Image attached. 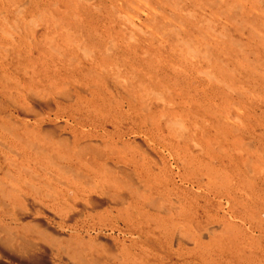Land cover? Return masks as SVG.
I'll list each match as a JSON object with an SVG mask.
<instances>
[{"label": "rangeland", "instance_id": "obj_1", "mask_svg": "<svg viewBox=\"0 0 264 264\" xmlns=\"http://www.w3.org/2000/svg\"><path fill=\"white\" fill-rule=\"evenodd\" d=\"M87 1H85V0H7V1L6 0H0V2H1L0 3V10H1L0 12L4 16L6 14H8L7 15V20L6 19H5L6 21L1 20L2 23H0V25L3 28V35L8 40L5 43V46L6 47L9 46L8 47L9 48V53L12 52V50H13L12 47L14 46V44H12V42L10 41L12 39L10 35L17 36L18 34H20V36L18 35V37L16 39H19L21 37V35H22V39L24 37H26V35H25L24 31H23L24 30L23 26H24V23H25L26 20H27L26 22H30L31 20H34V24L33 25L35 26L38 23H45L46 19H48L49 24H51L53 26V29L51 30L50 35H49V37H50L49 43L52 46L51 51H52V53H54V55L52 54V56L54 57V59L52 60V63L55 66L53 64H51V68H50L49 72L48 73H43V74L41 73V75L44 76V78L46 77L47 78V79L45 78L46 80L49 79L51 82H54V85L56 86V89L59 92L58 95L57 94L56 95H52V96H54V98L51 95L49 96L50 93H47L46 95H48V97L51 99V100L49 99L50 101H48V102H47V100H45L43 98L44 96L41 95V97L39 96L40 99L36 98L38 101L36 99H34V100H32L33 102H31V103L29 102L28 103V102H23V100H21L22 99V94L21 93L24 92L23 94H25L26 91H27L26 89H24V90L21 89V91H20L21 93L18 90L14 91L12 93V95H13L12 97H14L15 99L14 98L12 99V97L9 95V98L11 97L10 98L11 102L8 101L9 103H6V104H3V103L0 102L1 103L0 104V109L2 108L0 110V113H1L0 114V130H1L0 131V162H3V165L5 166V170L6 171L7 170H10V171L12 170V165L10 167L9 161L14 163L16 165V167H18L17 175H18V177H20L19 179L21 180V183H23V184L25 183V181H24L25 178L26 179L28 178L27 180L30 182V184L27 187H24V186L22 188H19L20 186L17 187V189L19 188L18 189L19 191L21 190L20 192L17 190V194H19V196L17 195V196H14V197L13 196L9 197V195L7 194L8 197L3 198L4 197L2 195L3 192H1L2 194H0V198H2V199H0V201L4 202L6 200L8 203H10L12 205H17L18 208H22L23 212L24 211L26 212L25 209H28L30 211V212L28 211V213H26L28 216L25 215L26 218L23 219V220L21 218L20 219H12V218L15 217V215H13V213H12V215L11 214H7V216H5L4 211H2L1 208H0V215H1L0 217H2V218L6 217L5 219H7V221H9V222L13 221V225L16 224V226L22 225L23 223L25 224L26 222L36 221L37 218H38V220L41 219L39 221H42L44 219V217H45V219L42 222L49 226L48 227V232H49V234H48L49 237L48 238L52 240V243H50L51 245H48V250L46 251V257L48 259V264H65L66 262H67L66 264H78V263L79 264H93V263L94 264H98V263L99 264H106V263L107 264H115V263L116 264H121V263L122 264H157L158 259H156V258H160V256H161V258H164V260H165L164 263L165 264H169V263L170 264L171 263L172 264H186V263L187 264H191V263L193 264V260L195 259V260L199 261L198 259L200 257H202L204 255V252H205V251H203L205 249L202 250V249L198 248L196 250V246H195L196 242L195 241L197 239L202 240V242H208V241L211 242V243H209V245H211V246L208 249H210V251H212V253L215 255L213 257L214 259L211 261V262H214V264H237V263L238 264H264V259H263V257H264V162H263L264 161V153H263L264 152V96L263 95H264V93H262V92H264V75L262 73V72H264V41L261 42V39L262 38L264 39V37H263L264 36V34H263L264 30L261 29V28L264 29V24H263V22H264L263 21L264 20V15H263L264 11H262V9L264 10V8H262L264 6V3H262V2H264V0H223V1L222 0H214L215 2L213 0H203L206 3L203 2L202 0H198V1L197 0H193V1L192 0H189V1L188 0H177V1H175V0H170V1L166 0L165 2H164V0H156V1L155 0H90V1L87 0ZM168 1H169V4H168ZM247 1H249V2H247ZM56 3H58V4H56ZM134 3L136 4L135 6H134ZM182 3H184L185 5L184 4L182 5ZM208 3L210 5H212V7H210V5ZM231 3H232L233 8L231 6ZM66 4H67V6H65ZM147 4H149V6ZM195 4L196 5L198 4V5L196 6ZM205 4H207V5H205ZM22 5H24V7H22ZM55 6H56V8H55ZM126 6L128 7V9H127ZM18 7H19V9H18ZM26 7H27V10L31 11L29 16H27V17L22 14ZM108 7H109V9H108ZM241 7L244 8V10H242ZM20 8L22 9V11H21ZM138 9H140V10H138ZM161 9L164 12L161 11ZM231 9H232V12H231ZM238 9H240L241 11L238 10ZM255 9H259L260 12L258 10H255ZM43 10H44V12H43ZM158 10H160V11H158ZM175 10H178V11H175ZM20 11H21V13H20ZM182 11H183V13H182ZM188 11L192 13V16H191V13H188ZM199 11L201 13H199ZM219 11H220V14H219ZM227 11H228V13L229 12L230 13L228 14ZM238 11H239V13H238ZM145 12H147V13H145ZM159 12H161V13H159ZM18 13H20L21 15L18 14ZM123 13H125V14H123ZM169 13L171 14V16H170ZM185 13H186V15H185ZM235 13L236 14L238 13L237 15H239V16H237ZM247 13L249 15H244V14H247ZM254 13H255V15H254ZM234 14L236 15V18H235ZM240 14H242V16ZM260 14H262L263 16L260 15ZM111 15H112V17H111ZM187 15H190L191 17H189V16L185 17ZM17 16H19V17H17ZM34 16H35V18H34ZM37 16H39V18ZM203 16H205V19H204ZM233 16H234V19H233ZM260 16H261V18H260ZM197 17L198 18L200 17V19H198ZM222 17H223V19H222ZM238 17H240V18H238ZM248 17H249L250 20L247 19ZM252 17H253V19H252ZM172 18H174V19H172ZM188 18H190V19H188ZM228 18H229V20H228ZM54 19H56L60 23H58ZM184 20H185V22H183ZM201 20H203L204 22H202ZM212 20H214V21H212ZM215 20H216V22H215ZM256 20H257L258 24H256L257 23ZM41 21H43V22H41ZM119 21H120V23H119ZM198 21H200L199 24H198ZM17 22L19 24H17ZM63 22H64V24H63ZM104 22H105V24H104ZM129 22H130V24H129ZM160 22L161 23L163 22L164 26H163V24L161 25ZM245 22L248 23L250 26H248ZM165 23H166V25H165ZM244 23H245V25H244ZM16 25H17V27H16ZM168 25H171V26H168ZM173 25H176L177 27H175V26L173 27ZM201 25H202V28H201ZM18 26H19V28H18ZM55 26L57 28H55ZM193 26H195L196 28L193 27ZM115 27H117V28L119 27L118 28L119 31L114 30V29H117ZM252 27H253V31H255V32H252ZM197 28L200 29V30H198ZM5 29L6 30L8 29V30L6 31ZM66 29L70 33H68V31ZM108 29H111V30H108ZM201 29H203V30H201ZM237 29H240V30H237ZM259 29L262 30V31H260ZM42 30H44L43 32H45L44 28ZM61 30H62V34H60ZM170 30L172 32H169ZM99 31H101L102 33L99 32ZM174 31H175V33H174ZM6 32L9 35H7ZM8 32H10V33H8ZM120 32H122V33H120ZM219 32H220V36H219ZM250 32H252V33H250ZM254 33L256 34L257 37L258 36H261V37L257 38ZM69 34H71V35H69ZM98 34H100V35H98ZM163 34H164V36H163ZM204 34H205V36H204ZM72 35L75 38H76V36H78L76 38L77 40L75 38L73 40ZM185 35H186V37H185ZM243 35H245V36H243ZM68 36H70V37L68 38ZM192 36H193V40H192ZM249 36H250V38H249ZM150 37L152 39H150ZM252 38L253 39L255 38V39L253 40ZM25 39L28 40L27 37ZM123 39H124V41H123ZM155 39H158V41L155 40ZM68 40H69V42H68ZM74 41L76 43H74ZM80 41H82V42H80ZM64 42H65V44H64ZM158 42H159V44H158ZM188 42H189V44H188ZM191 42H193L195 45H192L193 43H191ZM224 42L228 43L229 45L225 44ZM35 43H39L40 44L41 42L36 41ZM57 43H58V45L56 46ZM116 43H118V44H116ZM171 43H172V45L170 46ZM59 44L63 48L59 47ZM120 44H122V46ZM131 44H133V45L131 46ZM152 44L154 46H156L157 48L154 47ZM253 44H255L256 46L253 45ZM11 45H12V47H11ZM23 45H25V44H23ZM87 45H88V47H86ZM189 45H191V46H189ZM174 46H176L177 49ZM181 47H182V49H181ZM191 47H192V49H191ZM197 47L199 49H201V50H199ZM109 48H113L114 51L112 49H109ZM141 48H142V50H141ZM209 48H211V49H209ZM221 48H223L224 50L221 49ZM247 48H248V50H247ZM197 50H198V52H196ZM207 50H209V52H207ZM236 50H237V52H236ZM174 51L177 52V53H175ZM183 51H184V53H183ZM224 51H226V53ZM234 51H235V53H234ZM57 52H59V53H57ZM192 52L194 54H192ZM210 52H212V54L213 53L214 54L212 55ZM249 52L250 53L252 52L251 53L252 55ZM86 53H88V54H86ZM163 53H164V55H163ZM205 53H207V54H205ZM215 53H217V54H215ZM58 54H59V56H58L59 58L57 57ZM61 54H63L64 56H62ZM75 54H77V55H75ZM156 54L157 55L159 54V55L157 56ZM184 54L187 55V57H185ZM236 54H239V55L236 56ZM36 55H38V54H36ZM125 56L127 57V59H126ZM208 56H209V58H208ZM68 57L71 58V59H69ZM80 57L82 58V60H81ZM158 57H159V59H158ZM218 57H219V60L217 59ZM220 57L222 58V60H221ZM92 58H93V61H92ZM161 58H162V61L166 60L165 62H163L164 64L162 63ZM202 58H204L205 60L204 59L202 60ZM101 59H103L104 62ZM24 60L25 59H23L22 62ZM105 60H106L107 64L105 63ZM257 60H259V61L257 62ZM63 61L65 62V64H64ZM81 61H82V63H80ZM129 61L131 63H133V64H131ZM160 61H161V63H160ZM145 62H147V65H149L150 63L153 64V65L147 66ZM254 62H256V63H254ZM186 63H187V65H186ZM212 63H213V67L215 68V70L212 68ZM36 64L38 65L37 66V68H38L39 64H41V60H39V61L36 60ZM132 65H134V66L136 65L138 67H136V66L134 67ZM166 65H168V66L166 67ZM182 65H183V67H182ZM228 65H230V66H228ZM110 66H111V68H110ZM261 66L263 68H261ZM30 67H33V64ZM62 67H64V68L62 69ZM185 67L188 68V70ZM197 67L199 68V70H198ZM204 67H205V69H204ZM39 68H41V67H39ZM87 68H88V70H87ZM90 68H91V70H90ZM148 68H150L151 70L148 69ZM169 68H170V70H169ZM59 69H61V70H59ZM66 69H68V70H66ZM106 69H108V70H106ZM140 69H142V70H140ZM165 69L168 70V72L170 74H168V72L165 71ZM191 69H192V71H191ZM193 69L195 70V73H194ZM216 69H217L218 73H217ZM225 69H226V71H225ZM89 70H90V72H89ZM116 70H118V71H116ZM125 70H127V71H125ZM152 70L153 71L155 70L154 71L155 73ZM177 70H179V72ZM219 70H221V71H219ZM240 70H242V71H240ZM60 71H63L64 73L63 72L60 73ZM131 71H132V75L131 74L129 75V73ZM173 71H175V72H173ZM222 71H224V72H222ZM181 72H183V74H181ZM210 72H213V74L210 73ZM156 73H158V74H156ZM232 73H233V75H232ZM60 74H61V76H60ZM115 74L116 75L119 74L118 76H120L122 74L121 75L122 77L120 76L118 78V76L116 77ZM143 74H144V76H143ZM150 74H151V76L154 74V76H152V79H150L151 78ZM204 74H205V76H203ZM219 74H220V76H219ZM114 75H115V77H114ZM125 75H129L130 78L128 76V77H125L126 78L125 79L124 78ZM139 75H141V76H139ZM156 75L157 76L159 75V76L156 77ZM210 75H211V77H210ZM50 76H52V77L50 78ZM62 76H63V78H60ZM162 76L163 77L166 76V77L159 78V77H162ZM185 76H186V78H184ZM235 76H237V77H235ZM245 76H246V78H245ZM192 77H193V79H192ZM59 78H60L61 81L59 80ZM158 78L161 79V80H159ZM203 78H204V80H203ZM207 78H209V79H207ZM218 78L222 79V80H219ZM123 79H125L124 81L127 84L123 83L124 82ZM135 79H137V80H135ZM148 79L150 81H148ZM180 79H182V80H180ZM241 79L243 80L244 83L242 82ZM126 80H129V81L131 80V81L127 82ZM212 80H214L215 82H213ZM237 80L239 81V83L237 82ZM69 81H70L71 85H70ZM76 81H77V84H76ZM135 81H136V84H135ZM151 82L153 84H151ZM162 82H163L164 85L161 84ZM164 82H166V83H164ZM183 82H184V84L181 85ZM214 83H215V85H214ZM227 83H228V85H227ZM144 84L146 85V87L148 85L149 88L148 87L146 88L144 86ZM149 84H151L153 86V89L151 88L152 86H150ZM186 84H187V86H186ZM207 84H209V85H207ZM253 84L256 85V86H254ZM141 86H143V88L145 90L147 89V91H145L143 88H141ZM129 87H131V88H129ZM169 87H172V88H169ZM230 87H233L235 89L230 88ZM170 89H171V91H168ZM172 89H174V90H172ZM40 90H41V88L39 89V91ZM242 90L243 91L245 90V92H243ZM143 91H144V93H143ZM193 91H194V93L195 92L196 93L194 94ZM201 91H202L203 94L201 93ZM68 92L72 95L71 99H69V97L66 96V94ZM138 92L139 93L141 92V93L139 94ZM153 92H155L156 94L153 93ZM188 92H191L192 96ZM246 92H247L248 95L246 94ZM258 92H260V93L257 94ZM129 93L131 94L130 96L128 95ZM145 93H146V95H145ZM240 93H241V96H240ZM261 93H262V95H261ZM18 94L20 96H18ZM152 94L153 95L155 94L154 97H152ZM219 94H221V95H219ZM236 94H237V96H236ZM243 94H244V96H242ZM175 95H177V96L175 97ZM186 95H187V97H186ZM222 95H223V97H222ZM257 95H259V96H257ZM29 96L31 97L30 93H29ZM144 96H145L146 100L144 99ZM178 96H179V98H178ZM193 96H194V98H193ZM92 97H94V98H92ZM188 97L191 98V99L189 100ZM199 98H202V99H199ZM254 98H256V99L254 100ZM100 99H102V100H100ZM173 99H174V101H173ZM103 100H104V102H103ZM158 100H159V102H158ZM175 100H176V103H175ZM14 101H15V103H14ZM41 101H44V102H41ZM127 101H131L132 103H134L133 104L135 106V107L133 106L134 110H130L129 107H126V109H124V110L121 109V104L123 102H124L123 104H127L128 105L129 102H127ZM137 101H138V103H137ZM150 101L152 102V104H151ZM171 101H173V102L170 103ZM191 101H192V103H190ZM223 101H224V103H223ZM260 101H261V103H260ZM156 102H158V103H156ZM164 102H165V104H164ZM238 102H239V106H237ZM99 103H100V105H99ZM197 103H199V104H197ZM211 103L214 106L213 105L211 106ZM106 105L109 106V110H108V107ZM246 105H247V107H246ZM258 105H259V108H258ZM45 106H47V107H45ZM142 106L143 107L144 106L147 107L145 112H144L145 107L142 108ZM160 106H161V108H159ZM226 106H228V107L225 108ZM103 107H105V108H103ZM182 107H183V109H182ZM202 107H204V108L202 109ZM35 108H37V109H35ZM245 108H248V109H245ZM101 109H103V110H101ZM184 109H185V111H184ZM120 110H121L122 113L120 112ZM135 110H136V113H140V116H141L142 120L145 123L148 124V126L143 127L142 130H140L138 128H134L132 130V128L130 127L133 124L130 122L131 118H130L129 112H130V114H132V113L136 114L134 112ZM147 110H148V112H147ZM226 110H227V112H226ZM239 110L240 111L243 110V111L240 112ZM84 111H85V113H84ZM137 111H139V112H137ZM247 111H249V112H247ZM70 112L71 113L75 112L73 114L74 117L68 115V113H70ZM105 112H107L108 114L105 113ZM153 112H154V114H153ZM255 112L257 114H259V115L256 116L257 114ZM32 113L35 114V116ZM118 113H119V115H118ZM181 113H182V115H181ZM189 113H191L192 115L189 114ZM106 115H108V116H106ZM196 115H197V117H196ZM244 115H246V116H244ZM121 116H122V118H121ZM83 117L84 118H88V119L87 120L86 119L85 120L82 119V123L86 124V125H84V124L82 125V132H86V133L88 132L89 136H86L84 138V141L82 140V142H92L93 144L100 145V146L103 147V143L107 139V140L110 141L111 146L115 147V150H116L115 153L117 155L123 153V155H127V157L132 158L133 160H135V162L131 161L126 166L127 168L123 167L121 169V171L119 170V168H116L115 171H108V170H105V168L103 167L102 161L97 162L98 160H101L100 158H97L95 160V158L91 154H86V155L85 154L82 155L81 153L80 154H74L72 151H75L76 148L72 147L73 143L70 144V143L66 142V143H64L62 145H57V144H55V142H54V144L52 143L53 141H58L60 138H67L68 141H70V142L72 140L74 141V137L76 135V131L78 132V129L76 130V128H78V124L77 123ZM260 117H262V118H260ZM11 118H12V120H11ZM41 118H42V120H41ZM100 118H102V119H100ZM114 118L116 120H123L124 119V121H125V118H126V121L130 122L131 125L129 126V124L127 123L128 125L125 124L126 126L125 125H122V126H117L116 125L115 126L116 123L112 122V120L113 121L115 120ZM178 118H180V119H178ZM192 118H194L195 120L192 119ZM236 118L238 120H235ZM104 119L107 120L106 124H103L104 123L103 122ZM168 119H169V121H168ZM92 120H95V121L93 122ZM199 120H201V121H199ZM15 121H16L17 126H15L16 125ZM167 121H168V126H167ZM220 121H222V122H220ZM57 122H59V123H57ZM178 122H180V123H178ZM210 122H211V124H209ZM224 122H226V123H224ZM235 122H237V123H235ZM55 123H57V124H55ZM200 123H202V124H200ZM241 123L243 124L244 128L242 127ZM46 124H48V125H46ZM175 124H177V125H175ZM224 124H225L226 128L224 127ZM43 125H46V126L44 127ZM58 125H60V126L58 127ZM183 125L184 126L186 125V127H187V125L190 126L189 127V129L191 130L190 133H189L190 135L186 131H184L186 129H184ZM48 126H50V128ZM46 127H47V129H45ZM169 127H170V129H169ZM191 127H192V129H191ZM229 127H230V129H229ZM13 128H15V129H13ZM21 128H22V130H21ZM43 128L45 129L46 132H47V130H50L51 132L49 131L50 133L49 132L46 133L45 131H43L44 130ZM148 128L152 129V130L154 129V130L153 131H149ZM175 128H176V130H175ZM180 129H182V130H180ZM246 129L249 130V132L246 131ZM120 130H121V132H120ZM173 130H174V132L175 131L176 132L174 133ZM221 130H224V132L221 131ZM53 131L56 132L57 134L53 133ZM236 131H237V133H236ZM12 132H17V136L19 137V139L15 136L16 133H12ZM90 132H93L92 136L90 135ZM119 132H120L121 135L119 134ZM161 132H163V133H161ZM183 132L186 134V136H185V134ZM35 134H36V136H35ZM37 134H40L41 136L37 135ZM49 134H51V135H49ZM167 134H168V136H167ZM188 135L191 136V137H188ZM33 136H35V137H33ZM52 136L53 137L55 136V137L53 138ZM183 136H184L185 139L183 138ZM6 137H9L10 141H9L8 138L6 140ZM10 137L12 138V141H11ZM14 138L18 139L19 141L14 139ZM20 138H22V139H20ZM174 138L176 140H174ZM189 138H191V139H189ZM137 139L140 140V141L142 140L141 143ZM151 139H153V140H151ZM181 140H183V141L185 140L186 142H181ZM188 140H190V141H188ZM200 140H202V141H200ZM28 141H30L31 144L37 142L36 144L39 143L40 146L42 145L44 147H47V146L50 147L52 145L51 148H52V151H53V153L55 155L54 158L56 159L58 164H53V163L50 164V159L48 160V158L44 157L43 154H39L37 152L35 153V151L32 150V147L30 148L27 145ZM114 141H116V142H114ZM2 142L4 144H2ZM134 143H135V145H134ZM144 143H146V144H144ZM195 143H196V146H195ZM223 143H224V145H223ZM5 145L6 146L8 145V146L6 147ZM114 145H116L118 147L120 146V147L118 148V147H116ZM230 145H232V147ZM237 145L239 147H237ZM10 146H11V148H10ZM16 146H18L17 149H16ZM70 146L72 147V149H69ZM171 147L174 150H172ZM128 148H129V150H128ZM201 148L203 149V151H202ZM12 149H14V150H12ZM121 150L123 152H121ZM166 150H168V152ZM256 150H257V152H255ZM6 151L9 152V153H7ZM12 151H13V153H12ZM147 151H149V152H147ZM57 152H59V154ZM210 152H211V154H210ZM5 153H7V154H5ZM185 153H188L189 156L187 154H185ZM205 153H207V154H205ZM222 153H223V155H221ZM262 153H263V156H262ZM259 154H260V156H259ZM13 155H16V156H13ZM12 156H13L14 159L11 158ZM199 156H200V158H199ZM68 158H69V160H68ZM211 158H213V159H211ZM5 159H6V161H5ZM86 159H88V160L86 161ZM254 159H256V161ZM64 160L67 161V162H64ZM198 162H200V163H198ZM64 163L65 164H70L71 167H73V168H84V169L90 168V171L92 173L91 175L92 176H97V180H106V181H108L110 183L113 182L115 187H117L118 185L119 186L120 185L122 186L124 184L127 185V183L125 181H129V179H133V180H130L129 182L132 183L134 181V182H138V184L140 183L139 185H141L144 188L142 194H144L145 197H144V195L141 196V194H140V196H141V197H139L140 199H138V198L136 199V197H133V195L131 194L130 195L131 197H129L128 200H126L125 202H122L123 203L122 204L121 201H119V200H114L112 198L106 197L105 194H101L100 192H98V193L95 192V195L94 194H92L93 196L91 195L92 199L90 201H91L92 204L88 203L89 200L87 201L86 198L79 197L78 195L74 196L75 195L74 194V190L72 191V190H70L69 188L66 187L65 183H67V184L70 183L71 184V183L74 182L75 175H74V171H72V170L66 171L67 173L65 171H62V169L59 167V165L64 164ZM159 163L162 164V165H160ZM257 163H258V165H257ZM189 164H190V166H189ZM254 165H255V167H254ZM43 167H45V168L47 167L48 170L51 172V174L53 172L54 173L53 174L54 177H57V178L51 177V178L48 179V177H47V179H46V174H45L46 173V169L43 168ZM186 167H187V169H186ZM130 168H131L132 171L130 170ZM207 168H209V170ZM220 168H222V170H220ZM199 169H201V170H199ZM261 169H263V170H261ZM172 170H174V171H172ZM184 170H185V173H184ZM190 170L192 171V174H190L191 173ZM216 170L217 171L219 170L220 172L219 171L218 172L220 174H221V172L223 173V171L225 173L220 175L218 172H215ZM20 172H22V173H20ZM37 172H39V173H37ZM55 173H56V175H55ZM216 173H218V174H216ZM258 173L260 175H258ZM132 174L134 175V178H133ZM129 175H132V178H130L131 176L128 178ZM207 175H209V176L206 177ZM218 175L220 177H218ZM223 175L225 177L229 176V179L230 178H231V180L233 179L232 180L233 182L231 180H229L227 177H226L227 178L226 179ZM239 175L242 176V177H240ZM33 176H34V178H33ZM58 176H61L60 177L61 180L59 179ZM153 176H155V177H153ZM259 176H260V178H259ZM1 177L2 178L4 177L3 180L6 181V182L3 181V185H4V187L6 186V191H7L6 193H8L9 189H10V187L7 186L9 178H8V176H5L4 173L0 174V178ZM213 177H214L213 180H215V181H213L211 179ZM179 178H181V179H179ZM204 179L205 180L207 179V180L205 181ZM117 180H118V183H117ZM236 180H238V182ZM38 181H40V182H38ZM222 181H224V182H222ZM122 182H124V183H122ZM158 182H159V184H158ZM217 182H219V183H217ZM192 183H194V184L192 185ZM40 184H42V185L40 186ZM205 184H206L207 187L205 186ZM239 184H240V186H239ZM51 185H52V189H51ZM204 186L206 188H208V189H206ZM127 187H128V185H127ZM172 187H174V188H172ZM39 188H41L40 191H39ZM55 188H56V190H55ZM196 188L198 189V191H197ZM148 189H149V191H148ZM164 189H165V193H162V192H164ZM209 189H214V191L213 190H209ZM170 190H172V191H170ZM193 191H194V194H193ZM222 192H223V194H221ZM24 193H26V195H27L26 198L23 197ZM30 194H31V196H33L34 194H36V195H34V197H31ZM28 195L30 197H28ZM68 195H70V196H68ZM172 195H174V197ZM231 195H233V196H231ZM212 196H214V197H212ZM216 196H218V197H216ZM47 197H48V199H47ZM166 197H168L171 200V202H168L170 200H168V198L166 199ZM38 198L39 199L42 198V199L39 200ZM74 198H76V199H74ZM104 198H105V200H104ZM150 198H154V200L156 201L154 206H157V204H158L157 208L156 207L153 208L150 205H147L149 203V201H152ZM171 198H173V200ZM8 199H10V200H8ZM21 199H23V200H21ZM33 199H34V202H38V201L39 202L36 204V203L32 202ZM99 199H101V200H99ZM110 199H111V201H110ZM195 199L198 200V201H195ZM244 199H246V200H244ZM43 200H45V201H43ZM78 200H79V202H78ZM80 201H82V202H80ZM134 201H136V202H134ZM137 201L139 203H137ZM158 201H159V203H158ZM194 201H195V203H194ZM48 202H50V203H48ZM85 202H87V203H85ZM117 202H119V204ZM54 203H56V204L54 205ZM171 203H174L176 205V208L171 210L172 212L169 210V207H171L170 206ZM2 204H0V206ZM28 204H30V205H28ZM47 204H48V206L50 204H52V206H50L48 208ZM65 204H66V206H65ZM211 204H212L213 208L210 207ZM90 205L94 206V207L92 208ZM112 205H113V207H112ZM144 205H146V207ZM73 206H75V207H73ZM115 206H117V207H115ZM132 206L135 207V209L132 208ZM166 206H168V207H166ZM185 206H187V207H185ZM206 206H208V207L206 208ZM214 206H215V208H214ZM43 207H44V209H43ZM161 207H163V209H162L163 212H161V210H160ZM204 207H205V209H204ZM104 208L107 209V210H105ZM143 208H145V209H143ZM68 209H70L69 210L70 213L68 212ZM98 209H99L100 212L98 211ZM176 209H178V210H176ZM48 210H50V211H48ZM73 210L75 211V213L72 212ZM158 210H159V212H158ZM195 210H197V211H195ZM83 211H84V213H83ZM182 211L186 212V213H184L186 215V217H185V215L183 214ZM54 212H55V214H54ZM57 212H58L59 215L57 214ZM90 212H92V213H90ZM113 212H115V214ZM16 213H17V211H16ZM31 213H32V215H31ZM41 213H43V214H41ZM72 213H74L75 215L72 214ZM160 213H162V214L159 215ZM122 214H123L124 217L121 216ZM133 214H134V216H133ZM65 215H67V216H65ZM69 216H70V218H69ZM128 216H130V218H128ZM162 216H163V218H162ZM187 216H188V218H187ZM31 217L33 219L35 217L36 218H35V220H33ZM39 217H41V218H39ZM59 217H62V218H59ZM114 217H115V219H114ZM208 217L211 218V219H209ZM46 218L48 220H46ZM78 218H79V220H78ZM177 218H178V220H177ZM185 218H187V219H185ZM112 219H113V221H112ZM132 219H134V222H133ZM137 219L141 223H138V221H136ZM140 219H141V221H140ZM165 219H167V221ZM21 220H22L23 223L21 222ZM151 220H153V221L156 220V223H154ZM47 221H48V223H47ZM143 221H144V223H143ZM177 221H179V222H177ZM58 222H61V224H59ZM72 222L75 223V224L73 225ZM105 222H106V224H105ZM145 222H147V223L145 224ZM166 222H168V223H166ZM171 222H172V224H171ZM165 223H166V225H164ZM189 224L191 226L194 225L193 229H192L191 226H189ZM252 224L257 225L256 228H254V226H252ZM59 225H62V227L59 226ZM71 225L73 227H71ZM131 225H134V226H131ZM157 225L160 226V228H158ZM111 226H112V228H111ZM140 226L142 227V229H141ZM170 226L173 227V228H171ZM131 227H133V228H131ZM50 228H51V230H50ZM147 228L150 229V232H149V229H147ZM209 228H211V229H209ZM74 229H76V230H74ZM146 229H147V231H146ZM110 230H113V231H110ZM173 230L175 232H177L176 233L177 234L176 241H175V239L171 238V236H173V234H168V233H171V232L173 233L174 232ZM81 231H82V233H81ZM86 231H88V232H86ZM182 231H184V232H182ZM78 232H79V234H78ZM139 232H141V233H139ZM143 232H144V234H143ZM195 232L197 233V235H196ZM58 233H61V234H58ZM178 233H181L180 235H184V237L186 236L184 238L185 240H181V245L180 246L178 245V242H177V239L180 236ZM182 233H184V234H182ZM225 233H226V236H227L228 239L226 238ZM62 234H64V236L61 237ZM156 234L158 235V237L156 236ZM185 234H187V235H185ZM238 234H240V235H238ZM98 235H100L101 237L99 238ZM247 235H248V237H247ZM93 236H94V238H93ZM63 237H65V238H63ZM72 237H73V239H72ZM52 238H54V239H52ZM85 239H87L88 241H86ZM111 239H113V240L111 241ZM131 239H133V240L131 241ZM165 239H166V241H165ZM53 240L56 243H53L54 242ZM68 240H70V241H68ZM81 240L83 242L85 240L86 243L85 242L82 243ZM98 240H99V243H98ZM126 241H128V242H126ZM221 241H222V243H221ZM233 241H234V243H233ZM78 242H80V243H78ZM103 242H106V243H103ZM111 242L112 243L114 242V244H112ZM182 242H183V244H182ZM217 242L219 244H217ZM237 242H238V244H237ZM72 243H75V244L73 245ZM240 243H241V245H240ZM77 244H78V246H77ZM79 244H81L82 246H83V244H85L86 246L84 245L82 247ZM138 244L140 245V247L142 249L138 246ZM223 244L226 247V249L223 246ZM231 244H233V245H231ZM236 244H237V246H236ZM244 244H246V245H244ZM67 245L68 246L70 245V246L68 247ZM103 245H105V246H103ZM113 245H114V248H115L116 251L114 250ZM121 245H122V247H121ZM218 245H222V246H218ZM242 245H244V247L246 249ZM248 245H249V247H247ZM63 246H64V249H63ZM80 246H81V248H80ZM88 246H90V247H88ZM98 246H100V247H98ZM101 246H103V248ZM169 246H171V247H169ZM199 246H204V245H199ZM227 246H228V248H227ZM85 247L88 248V249H86ZM94 247H96V248H94ZM104 247H106L107 251L104 249ZM147 247L150 248V249H148ZM239 247H240V249H239ZM58 248H60V249L58 250ZM91 248H92V250H91ZM118 248H120V249H118ZM177 248H178V250H177ZM251 248H253L254 250L253 249L251 250ZM1 249H3V250H1ZM188 249H190V251H192V249L196 250L197 251L196 256L198 254L199 258L195 256L192 259L189 256V254L186 255ZM0 250H1L0 251V264H16V263L17 264H23L24 262L27 261L26 258L24 257V255H21L20 253H17V254L13 253L14 257L13 256L12 257H8L7 253H9V250L5 249L4 247L0 248ZM89 250H91V251H89ZM141 250H142V252L144 254L141 252ZM220 250H221V252H220ZM79 251L80 252L82 251V252L80 253ZM95 251H96V253H95ZM177 251L179 252L178 253L179 255L177 254ZM87 252H88V254H87ZM159 252L161 254H159ZM238 252H241V254L240 253L238 254ZM252 252H253V254H252ZM111 253L113 255H111ZM122 253H123V256H121ZM150 253L152 255H150ZM216 253H217V255H216ZM15 254L17 255V257H15L16 256ZM67 254H69L70 256L67 255ZM80 254L83 255V256H81ZM156 254H159V255L157 256ZM146 255L150 256V259H151L150 262H148V260L146 259ZM167 255L168 256H172V260H169V258H167L168 257ZM94 256H96V257H94ZM107 256H109V257H107ZM111 256L112 257L114 256V257L111 259ZM73 257H75V258H73ZM82 257L84 259H82ZM123 257H125V258H123ZM226 258H227V260L229 262L226 260ZM231 258L234 261H232ZM90 259H93V260H90ZM125 259H127V260L125 261ZM189 259H190V261H189ZM215 259H217V260L215 261ZM20 260H21V262H20ZM58 260H60V261H58ZM92 261H94V262H92ZM99 261H101V262H99ZM123 262H126V263H123ZM184 262H186V263H184Z\"/></svg>", "mask_w": 264, "mask_h": 264}, {"label": "bare ground", "instance_id": "obj_2", "mask_svg": "<svg viewBox=\"0 0 264 264\" xmlns=\"http://www.w3.org/2000/svg\"><path fill=\"white\" fill-rule=\"evenodd\" d=\"M7 1V0H6ZM85 1H87V0H85ZM90 1V0H89ZM156 1V0H155ZM166 0H164V2H165ZM170 1V0H169ZM169 1H168V4H169ZM175 1H177V0H175ZM189 1V0H188ZM193 1V0H192ZM198 1V0H197ZM203 1V0H202ZM214 1V0H213ZM223 1V0H222ZM88 2V1H87ZM144 2V1H143ZM149 2V1H148ZM180 2V1H179ZM178 2V3H179ZM203 2H205V1H203ZM215 2V1H214ZM218 2V1H217ZM220 2V1H219ZM236 2V1H235ZM247 2H249V1H247ZM1 3V2H0ZM140 3V2H139ZM160 3V2H159ZM206 3V2H205ZM221 3V2H220ZM233 3V2H232ZM232 3H231V6H232ZM262 3H264V2H262ZM56 4H58V3H56ZM153 4V3H152ZM165 4V3H164ZM184 3H182V5H183ZM209 4V3H208ZM242 4V3H241ZM94 5V4H93ZM136 4L134 3V6H135ZM148 6H149V4H147ZM160 5V4H159ZM181 5V6H182ZM185 5V4H184ZM188 5V4H187ZM193 5V4H192ZM196 5V4H195ZM198 5V4H197ZM196 5V6H197ZM204 5V4H203ZM205 5H207V4H205ZM210 5V4H209ZM225 5V4H224ZM65 6H67V4L65 5ZM72 6V5H71ZM108 6V5H107ZM138 6V5H137ZM143 6V5H142ZM151 6V5H150ZM153 6V5H152ZM237 6V5H236ZM22 7H24V5H22ZM48 7V6H47ZM101 7V6H100ZM114 7V6H113ZM127 7V6H126ZM144 7V6H143ZM188 7V6H187ZM201 7V6H200ZM208 7V6H207ZM210 7H212V5H210ZM226 7V6H225ZM55 8H56V6H55ZM111 8V7H110ZM115 8V7H114ZM138 8V7H137ZM160 8V7H159ZM172 8V7H171ZM175 8V7H174ZM229 8V7H228ZM232 8H233V6H232ZM261 8V7H260ZM262 8H264V6L262 7ZM18 9H19V7H18ZM17 9V10H18ZM21 9V8H20ZM24 9V8H23ZM68 9V8H67ZM97 9V8H96ZM108 9H109V7H108ZM112 9V8H111ZM116 9V8H115ZM127 9H128V7H127ZM166 9V8H165ZM202 9V8H201ZM209 9V8H208ZM222 9V8H221ZM241 9L242 10H244V8H242L241 7ZM87 10V9H86ZM94 10V9H93ZM92 10V11H93ZM99 10V9H98ZM97 10V11H98ZM138 10H140V9H138ZM142 10V9H141ZM180 10V9H179ZM196 10V9H195ZM226 10V9H225ZM238 10H240V9H238ZM248 10V9H247ZM255 10H258L259 11V9H255ZM1 11V10H0ZM21 11H22V9H21ZM21 11H20V13H21ZM73 11V10H72ZM95 11V10H94ZM158 11H160V10H158ZM161 11H163L162 9H161ZM175 11H178V10H175ZM197 11V10H196ZM217 11V10H216ZM215 11V12H216ZM224 11V10H223ZM241 11V10H240ZM262 11H264L263 9H262ZM4 12V11H3ZM19 12V11H18ZM43 12H44V10H43ZM99 12V11H98ZM164 12V11H163ZM218 12V11H217ZM231 12H232V9H231ZM245 12V11H244ZM243 12V13H244ZM248 12V11H247ZM254 12V11H253ZM260 12V11H259ZM16 13V12H15ZM20 13H18V14H20ZM31 13V11H29V10H27V7L24 9V11H23V15L24 16H29V14ZM52 13V12H51ZM145 13H147V12H145ZM159 13H161V12H159ZM182 13H183V11H182ZM188 13H191V12H189L188 11ZM199 13H201L200 11H199ZM227 13H228V11H227ZM230 13V12H229ZM228 13V14H229ZM238 13H239V11H238ZM237 13V14H238ZM262 13V12H261ZM10 14V13H9ZM123 14H125V13H123ZM163 14V13H162ZM170 14V13H169ZM206 14V13H205ZM219 14H220V11H219ZM236 14V13H235ZM234 14V15H235ZM236 14V15H237ZM257 14V13H256ZM7 15L8 14H6L5 16L4 15H2V13L0 12V23H2V21L1 20H3V21H6L7 20ZM21 15V14H20ZM38 15V14H37ZM52 15V14H51ZM69 15V14H68ZM107 15V14H106ZM120 15V14H119ZM135 15V14H134ZM153 15V14H152ZM185 15H186V13H185ZM194 15V14H193ZM222 15V14H221ZM236 15H235V18H236ZM241 16H242V14H240ZM244 15H249L248 13L247 14H244ZM254 15H255V13H254ZM260 15H262V14H260ZM264 15V14H263ZM262 15V16H263ZM16 16V15H15ZM108 16V15H107ZM121 16V15H120ZM170 16H171V14H170ZM177 16V15H176ZM191 17L192 16V13H191V16L190 15H187V16H185V17ZM237 16H239V15H237ZM240 16V17H241ZM258 16V15H257ZM17 17H19V16H17ZM16 17V18H17ZM38 18H39V16H37ZM36 17V18H37ZM111 17H112V15H111ZM119 17V16H118ZM204 17V19H205V16H203ZM240 17H238V18H240ZM259 17V16H258ZM11 18V17H10ZM34 18H35V16H34ZM54 18V17H53ZM70 18V17H69ZM75 18V17H74ZM123 18V17H122ZM128 18V17H127ZM140 18V17H139ZM143 18V17H142ZM152 18V17H151ZM155 18V17H154ZM198 18V17H197ZM230 18V17H229ZM229 18H228V20H229ZM245 18V17H244ZM260 18H261V16H260ZM263 18V17H262ZM6 19V20H5ZM18 19V18H17ZM73 19V18H72ZM76 19V18H75ZM124 19V18H123ZM166 19V18H165ZM172 19H174V18H172ZM179 19V18H178ZM188 19H190V18H188ZM198 19H200V17L198 18ZM197 19V20H198ZM203 19V20H204ZM222 19H223V17H222ZM233 19H234V16H233ZM242 19V18H241ZM247 19H249V17L247 18ZM252 19H253V17H252ZM14 20V19H13ZM36 20V19H35ZM54 20H56V19H54ZM78 20V19H77ZM125 20V19H124ZM127 20V19H126ZM141 20V19H140ZM177 20V19H176ZM195 20V19H194ZM203 20H201L202 22H204ZM243 20V19H242ZM250 20V19H249ZM261 20V19H260ZM20 21V20H19ZM27 21V20H26ZM25 21V23H24V33H25V35H26V37H27V39L28 40H26L25 38L26 37H24L23 39H22V35H21V37L19 38V39H16L17 37H18V35L20 36V34H18L17 36H13V35H10L11 36V42H12V44H14V46L12 47V45H11V47H12V52H10L9 53V46L8 47H6L5 46V43L8 41L7 40V38L3 35V28L1 27V25H0V102L1 103H3V104H6V103H9V102H11V97L13 96L12 95V93L14 92V91H16V90H18L19 92L21 91V89H26L27 91H26V93L25 94H23V93H21L22 94V99L21 100H23V102H33L32 100H34V99H40L39 98V96L41 97V95L42 96H44L43 98L45 99V100H47V102L48 101H50L51 99L48 97V95H46L47 93H50L49 94V96L51 95H58V91H57V89H56V86L54 85V82H51L49 79L48 80H46L45 78H44V76H42L41 75V73L43 74V73H48L49 72V70H50V68H51V64H53L52 63V60L54 59V57L52 56V54L54 55V53H52V51H51V48H52V46L50 45V43H49V41H50V37H49V35H50V32H51V30L53 29V26L51 25V24H49V22H48V19H46V22L45 23H38V24H36L35 26L33 25L34 24V20H29L30 22H26ZM57 21V20H56ZM146 21V20H145ZM211 21V20H210ZM212 21H214V20H212ZM231 21V20H230ZM245 21V20H244ZM259 21V20H258ZM264 21V20H263ZM41 22H43V21H41ZM55 22V21H54ZM58 23H60L59 21H57ZM131 22V21H130ZM130 22H129V24H130ZM133 22V21H132ZM170 22V21H169ZM180 22V21H179ZM183 22H185V20L183 21ZM215 22H216V20H215ZM229 22V21H228ZM232 22V21H231ZM256 22H257V20H256ZM36 23V22H35ZM62 23V22H61ZM119 23H120V21H119ZM137 23V22H136ZM161 23V22H160ZM168 23V22H167ZM181 23V22H180ZM197 23V22H196ZM200 23V21H198V24ZM213 23V22H212ZM239 23V22H238ZM246 23V22H245ZM245 23H244V25H245ZM254 23V22H253ZM252 23V24H253ZM17 24H19L18 22H17ZM63 24H64V22H63ZM98 24V23H97ZM104 24H105V22H104ZM111 24V23H110ZM159 24V23H158ZM163 24V22L161 23V25ZM171 24V23H170ZM178 24V23H177ZM205 24V23H204ZM226 24V23H225ZM234 24V23H233ZM248 26H250L248 23H246ZM256 24H258V22L256 23ZM263 24H264V22H263ZM62 25V24H61ZM60 25V26H61ZM108 25V24H107ZM121 25V24H120ZM140 25V24H139ZM160 25V24H159ZM165 25H166V23H165ZM211 25V24H210ZM238 25V24H237ZM254 25V24H253ZM65 26V25H64ZM63 26V27H64ZM110 26V25H109ZM113 26V25H112ZM115 26V25H114ZM125 26V25H124ZM154 26V25H153ZM163 26H164V24H163ZM168 26H171V25H168ZM177 27L176 25H173V27ZM198 26V25H197ZM242 26V25H241ZM10 27V26H9ZM16 27H17V25H16ZM69 27V26H68ZM67 27V28H68ZM122 27V26H121ZM133 27V26H132ZM135 27V26H134ZM138 27V26H137ZM193 27H195V26H193ZM200 27V26H199ZM219 27V26H218ZM227 27V26H226ZM238 27V26H237ZM247 27V26H246ZM18 28H19V26H18ZM45 29V32H43L44 30H42V29ZM55 28H57L56 26H55ZM77 28V27H76ZM115 28H117V27H115ZM119 28V27H118ZM118 28L117 29H114V30H117V31H119L118 30ZM139 28V27H138ZM171 28V27H170ZM196 28V27H195ZM194 28V29H195ZM201 28H202V25H201ZM224 28V27H223ZM229 28V27H228ZM239 28V27H238ZM63 29V28H62ZM95 29V28H94ZM136 29V28H135ZM146 29V28H145ZM155 29V28H154ZM159 29V28H158ZM167 29V28H166ZM165 29V30H166ZM198 29V28H197ZM241 29V28H240ZM240 29H237V30H240ZM246 29V28H245ZM262 30H264L263 28H261ZM6 30V29H5ZM8 30V29H7ZM6 30V31H7ZM14 30V29H13ZM20 30V29H19ZM27 30V31H26ZM42 30V31H41ZM67 30V29H66ZM93 30V29H92ZM108 30H111V29H108ZM132 30V29H131ZM172 30V29H171ZM169 31V32H172V31ZM198 30H200V29H198ZM201 30H203V29H201ZM258 30V29H257ZM260 30V29H259ZM262 30H260V31H262ZM15 31V30H14ZM68 31V30H67ZM66 31V32H67ZM71 31V30H70ZM73 31V30H72ZM82 31V30H81ZM121 31V30H120ZM125 31V30H124ZM155 31V30H154ZM159 31V30H158ZM164 31V30H163ZM179 31V30H178ZM205 31V30H204ZM224 31V30H223ZM99 32H101V31H99ZM104 32V31H103ZM110 32V31H109ZM157 32V31H156ZM200 32V31H199ZM198 32V33H199ZM210 32V31H209ZM213 32V31H212ZM233 32V31H232ZM244 32V31H243ZM252 32H255V31H253V27H252ZM252 32H250V33H252ZM8 33H10V32H8ZM68 33H70L69 31H68ZM67 33V34H68ZM84 33V32H83ZM102 33V32H101ZM120 33H122V32H120ZM150 33V32H149ZM148 33V34H149ZM161 33V32H160ZM165 33V32H164ZM174 33H175V31H174ZM197 33V34H198ZM201 33V32H200ZM242 33V32H241ZM6 34H7V32H6ZM55 34V33H54ZM59 34V33H58ZM60 34H62V30H61V33ZM73 34V33H72ZM111 34V33H110ZM124 34V33H123ZM134 34V33H133ZM132 34V35H133ZM147 34V35H148ZM162 34V33H161ZM222 34V33H221ZM236 34V33H235ZM255 34V33H254ZM258 34V33H257ZM264 34V33H263ZM7 35H9V34H7ZM69 35H71V34H69ZM83 35V34H82ZM98 35H100V34H98ZM112 35V34H111ZM152 35V34H151ZM150 35V36H151ZM173 35V34H172ZM180 35V34H179ZM182 35V34H181ZM201 35V34H200ZM214 35V34H213ZM227 35V34H226ZM75 36V35H74ZM116 36V35H115ZM157 36V35H156ZM160 36V35H159ZM163 36H164V34H163ZM190 36V35H189ZM204 36H205V34H204ZM219 36H220V32H219ZM243 36H245V35H243ZM247 36V35H246ZM255 36H256V34H255ZM60 37V36H59ZM58 37V38H59ZM65 37V36H64ZM70 36H68V38H69ZM72 37H73V35H72ZM78 36H76V38H77ZM121 37V36H120ZM134 37V36H133ZM149 37V36H148ZM153 37V36H152ZM181 37V36H180ZM179 37V38H180ZM184 37V36H183ZM185 37H186V35H185ZM184 37V38H185ZM209 37V36H208ZM240 37V36H239ZM252 37V36H251ZM257 37V36H256ZM259 37H261V36H258L257 38H259ZM264 37V36H263ZM57 38V37H56ZM74 38L75 37H73V40H74ZM75 38V39H76ZM105 38V37H104ZM112 38V37H111ZM135 38V37H134ZM144 38V37H143ZM170 38V37H169ZM178 38V37H177ZM242 38V37H241ZM248 38V37H247ZM249 38H250V36H249ZM256 38V39H257ZM122 39V38H121ZM150 39H152L151 37H150ZM206 39V38H205ZM204 39V40H205ZM209 39V38H208ZM253 39V38H252ZM255 39V38H254ZM253 39V40H254ZM261 39V38H260ZM263 39V38H262ZM261 39V42L262 41H264V39L262 40ZM77 40V39H76ZM83 40V39H82ZM108 40V39H107ZM106 40V41H107ZM113 40V39H112ZM129 40V39H128ZM155 40H157L158 41V39H155ZM183 40V39H182ZM192 40H193V36H192ZM222 40V39H221ZM240 40V39H239ZM252 40V41H253ZM36 41H38V42H41L40 44L39 43H35ZM61 41V40H60ZM79 41V40H78ZM123 41H124V39H123ZM130 41V40H129ZM145 41V40H144ZM173 41V40H172ZM176 41V40H175ZM186 41V40H185ZM190 41V40H189ZM197 41V40H196ZM256 41V40H255ZM58 42V41H57ZM68 42H69V40H68ZM72 42V41H71ZM80 42H82V41H80ZM116 42V41H115ZM134 42V41H133ZM139 42V41H138ZM137 42V43H138ZM160 42V41H159ZM159 42H158V44H159ZM248 42V41H247ZM73 43V42H72ZM74 43H76L75 41H74ZM78 43V42H77ZM86 43V42H85ZM135 43V42H134ZM144 43V42H143ZM153 43V42H152ZM161 43V42H160ZM184 43V42H183ZM186 43V42H185ZM191 43H193V42H191ZM225 43V42H224ZM223 43V44H224ZM233 43V42H232ZM260 43V42H259ZM23 44H25V45H23ZM64 44H65V42H64ZM81 44V43H80ZM88 44V43H87ZM116 44H118V43H116ZM127 44V43H126ZM174 44V43H173ZM178 44V43H177ZM188 44H189V42H188ZM225 44H228V43H225ZM246 44V43H245ZM248 44V43H247ZM252 44V43H251ZM261 44V43H260ZM7 45V44H6ZM58 45V43L56 44V46ZM121 46H122V44H120ZM125 45V44H124ZM130 45V44H129ZM133 44H131V46H132ZM153 45V44H152ZM165 45V44H164ZM172 45V43L170 44V46ZM176 45V44H175ZM183 45V44H182ZM192 45H195L194 43L192 44ZM204 45V44H203ZM229 45V44H228ZM242 45V44H241ZM253 45H255V44H253ZM259 45V44H258ZM69 46V45H68ZM80 46V45H79ZM116 46V45H115ZM143 46V45H142ZM147 46V45H146ZM154 46V45H153ZM163 46V45H162ZM189 46H191V45H189ZM188 46V47H189ZM197 46V45H196ZM210 46V45H209ZM218 46V45H217ZM227 46V45H226ZM232 46V45H231ZM248 46V45H247ZM256 46V45H255ZM55 47V46H54ZM59 47H62V46H60V44H59ZM58 47V48H59ZM86 47H88V45L86 46ZM107 47V46H106ZM154 47H156V46H154ZM175 48H176V46H174ZM200 47V46H199ZM221 47V46H220ZM250 47V46H249ZM63 48V47H62ZM96 48V47H95ZM157 48V47H156ZM162 48V47H161ZM198 48V47H197ZM202 48V47H201ZM204 48V47H203ZM227 48V47H226ZM255 48V47H254ZM80 49V48H79ZM90 49V48H89ZM109 49H112L113 50V48H109ZM124 49V48H123ZM122 49V50H123ZM131 49V48H130ZM138 49V48H137ZM136 49V50H137ZM177 49V48H176ZM181 49H182V47H181ZM185 49V48H184ZM191 49H192V47H191ZM194 49V48H193ZM199 49V48H198ZM205 49V48H204ZM208 49V48H207ZM209 49H211V48H209ZM221 49H223V48H221ZM240 49V48H239ZM261 49V48H260ZM259 49V50H260ZM60 50V49H59ZM63 50V49H62ZM108 50V49H107ZM111 50V51H112ZM128 50V49H127ZM134 50V49H133ZM135 50V51H136ZM141 50H142V48H141ZM147 50V49H146ZM149 50V49H148ZM165 50V49H164ZM163 50V51H164ZM174 50V49H173ZM195 50V49H194ZM193 50V51H194ZM199 50H201V49H199ZM224 50V49H223ZM247 50H248V48H247ZM87 51V50H86ZM114 51V50H113ZM129 51V50H128ZM150 51V50H149ZM152 51V50H151ZM215 51V50H214ZM241 51V50H240ZM65 52V51H64ZM76 52V51H75ZM92 52V51H91ZM141 52V51H140ZM144 52V51H143ZM142 52V53H143ZM172 52V51H171ZM175 52V51H174ZM191 52V51H190ZM196 52H198V50L196 51ZM202 52V51H201ZM205 52V51H204ZM207 52H209V50H207ZM213 52V51H212ZM212 52H210L211 54H212ZM225 53H226V51H224ZM228 52V51H227ZM236 52H237V50H236ZM261 52V51H260ZM57 53H59V52H57ZM113 53V52H112ZM175 53H177V52H175ZM183 53H184V51H183ZM234 53H235V51H234ZM244 53V52H243ZM250 53V52H249ZM248 53V54H249ZM252 53V52H251ZM250 53V54H251ZM36 54H38V55H36ZM83 54V53H82ZM86 54H88V53H86ZM179 54V53H178ZM186 54V53H185ZM184 54V55H185ZM192 54H194L193 52H192ZM197 54V53H196ZM202 54V53H201ZM200 54V55H201ZM205 54H207V53H205ZM214 54V53H213ZM212 54V55H213ZM215 54H217V53H215ZM246 54V53H245ZM254 54V53H253ZM62 56H64L63 54H61ZM75 55H77V54H75ZM84 55V54H83ZM103 55V54H102ZM101 55V56H102ZM157 55V54H156ZM159 55V54H158ZM157 55V56H158ZM163 55H164V53H163ZM162 55V56H163ZM180 55V54H179ZM210 55V54H209ZM234 55V54H233ZM237 55H239V54H236V56ZM252 55V54H251ZM259 55V54H258ZM26 56V57H25ZM59 56V54L57 55V57ZM99 56V55H98ZM161 56V55H160ZM176 56V55H175ZM191 56V55H190ZM198 56V55H197ZM202 56V55H201ZM215 56V55H214ZM218 56V55H217ZM220 56V55H219ZM246 56V55H245ZM53 57V58H52ZM56 57V56H55ZM84 57V56H83ZM126 57V56H125ZM124 57V58H125ZM139 57V56H138ZM166 57V56H165ZM185 57H187V55H185ZM207 57V56H206ZM254 57V56H253ZM59 58V57H58ZM57 58V59H58ZM69 58V57H68ZM67 58V59H68ZM81 58V57H80ZM118 58V57H117ZM116 58V59H117ZM164 58V57H163ZM171 58V57H170ZM173 58V57H172ZM198 58V57H197ZM205 58V57H204ZM204 58H202V60L204 59ZM208 58H209V56H208ZM221 58V57H220ZM237 58V57H236ZM235 58V59H236ZM241 58V57H240ZM23 59H25L23 62H22V60ZM69 59H71V58H69ZM85 59V58H84ZM126 59H127V57H126ZM151 59V58H150ZM149 59V60H150ZM158 59H159V57H158ZM168 59V58H167ZM193 59V58H192ZM199 59V58H198ZM218 60H219V57L217 58ZM251 59V58H250ZM36 60H41V64H39V67H41V68H37V64H36ZM81 60H82V58H81ZM95 60V59H94ZM101 60H103V59H101ZM172 60V59H171ZM180 60V59H179ZM205 60V59H204ZM212 60V59H211ZM221 60H222V58H221ZM60 61V60H59ZM65 61V60H64ZM63 61V62H64ZM92 61H93V58H92ZM139 61V60H138ZM148 61V60H147ZM161 61H162V58H161ZM161 61H160V63H161ZM166 60H164V61H162V63L163 62H165ZM182 61V60H181ZM180 61V62H181ZM190 61V60H189ZM201 61V60H200ZM239 61V60H238ZM259 60H257V62H258ZM69 62V61H68ZM102 62V61H101ZM103 62H104V60H103ZM130 62V61H129ZM176 62V61H175ZM179 62V63H180ZM183 62V61H182ZM194 62V61H193ZM216 62V61H215ZM222 62V61H221ZM224 62V61H223ZM38 63V62H37ZM40 63V62H39ZM80 63H82V61L80 62ZM99 63V62H98ZM105 63L107 64V62H106V60H105ZM131 63V62H130ZM146 63V65H147V62H145ZM144 63V64H145ZM150 63V62H149ZM148 63V64H149ZM155 63V62H154ZM178 63V62H177ZM233 63V62H232ZM254 63H256V62H254ZM253 63V64H254ZM33 64V67H30L31 65ZM64 64H65V62H64ZM63 64V65H64ZM116 64V63H115ZM131 64H133V63H131ZM164 64V63H163ZM162 64V65H163ZM167 64V63H166ZM169 64V63H168ZM181 64V63H180ZM184 64V63H183ZM189 64V63H188ZM199 64V63H198ZM197 64V65H198ZM210 64V63H209ZM216 64V63H215ZM229 64V63H228ZM252 64V63H251ZM35 65V66H34ZM54 65V64H53ZM67 65V64H66ZM72 65V64H71ZM82 65V64H81ZM80 65V66H81ZM89 65V64H88ZM98 65V64H97ZM151 65H153V64H149V65H147V66H151ZM161 65V64H160ZM186 65H187V63H186ZM196 65V64H195ZM55 66V65H54ZM62 66V65H61ZM79 66V65H78ZM103 66V65H102ZM101 66V67H102ZM118 66V65H117ZM132 66H134V65H132ZM136 66V65H135ZM134 66V67H135ZM168 65H166V67H167ZM170 66V65H169ZM185 66V65H184ZM194 66V65H193ZM209 66V65H208ZM228 66H230V65H228ZM245 66V65H244ZM243 66V67H244ZM250 66V65H249ZM65 67V66H64ZM64 67H62V69L64 68ZM67 67V66H66ZM77 67V66H76ZM92 67V66H91ZM104 67V66H103ZM108 67V66H107ZM119 67V66H118ZM117 67V68H118ZM133 67V68H134ZM136 67H138V66H136ZM142 67V66H141ZM182 67H183V65H182ZM189 67V66H188ZM206 67V66H205ZM205 67H204V69H205ZM246 67V66H245ZM53 68V67H52ZM61 68V67H60ZM68 68V67H67ZM110 68H111V66H110ZM128 68V67H127ZM156 68V67H155ZM161 68V67H160ZM186 68V67H185ZM191 68V67H190ZM198 68V67H197ZM202 68V67H201ZM209 68V67H208ZM212 68L215 70V68L213 67V63H212ZM228 68V67H227ZM253 68V67H252ZM261 68H263L262 66H261ZM85 69V68H84ZM148 69H150V68H148ZM147 69V70H148ZM177 69V68H176ZM175 69V70H176ZM187 70H188V68H186ZM207 69V68H206ZM211 69V68H210ZM59 70H61V69H59ZM66 70H68V69H66ZM65 70V71H66ZM87 70H88V68H87ZM90 70H91V68H90ZM90 70H89V72H90ZM106 70H108V69H106ZM119 70V69H118ZM118 70H116V71H118ZM140 70H142V69H140ZM151 70V69H150ZM159 70V69H158ZM169 70H170V68H169ZM194 70V69H193ZM198 70H199V68H198ZM228 70V69H227ZM254 70V69H253ZM54 71V70H53ZM115 71V72H116ZM125 71H127V70H125ZM124 71V72H125ZM135 71V70H134ZM144 71V70H143ZM153 71V70H152ZM155 71V70H154ZM153 71V72H154ZM165 71H167L168 72V70H166L165 69ZM172 71V70H171ZM178 72H179V70H177ZM191 71H192V69H191ZM209 71V70H208ZM216 71H217V69H216ZM219 71H221V70H219ZM225 71H226V69H225ZM240 71H242V70H240ZM61 72H63V71H60V73ZM100 72V71H99ZM102 72V71H101ZM109 72V71H108ZM114 72V71H113ZM120 72V71H119ZM149 72V71H148ZM173 72H175V71H173ZM186 72V71H185ZM188 72V71H187ZM199 72V71H198ZM215 72V71H214ZM222 72H224V71H222ZM236 72V71H235ZM260 72V71H259ZM55 73V72H54ZM64 73V72H63ZM107 73V72H106ZM123 73V72H122ZM128 73V72H127ZM143 73V72H142ZM145 73V72H144ZM152 73V72H151ZM155 73V72H154ZM194 73H195V70H194ZM209 73V72H208ZM210 73H212L213 74V72H210ZM217 73H218V71H217ZM220 73V72H219ZM231 73V72H230ZM247 73V72H246ZM261 73V72H260ZM263 73V75H264V72H262ZM261 73V74H262ZM57 74V73H56ZM71 74V73H70ZM76 74V73H75ZM79 74V73H78ZM100 74V73H99ZM132 75V71L129 73V75ZM141 74V73H140ZM156 74H158V73H156ZM168 74H170L169 72H168ZM181 74H183V72H181ZM189 74V73H188ZM206 74V73H205ZM205 74L203 75V76H205ZM221 74V73H220ZM220 74H219V76H220ZM242 74V73H241ZM251 74V73H250ZM254 74V73H253ZM46 75V74H45ZM116 75V74H115ZM115 75H114V77H115ZM119 75V74H118ZM118 75H116V77L118 76ZM122 75V74H121ZM120 75V76H121ZM129 75H125L124 76V78L125 77H128ZM135 75V74H134ZM137 75V74H136ZM142 75V74H141ZM141 75H139V76H141ZM190 75V74H189ZM215 75V74H214ZM213 75V76H214ZM232 75H233V73H232ZM255 75V74H254ZM60 76H61V74H60ZM73 76V75H72ZM78 76V75H77ZM112 76V75H111ZM120 76H118V78L120 77ZM143 76H144V74H143ZM150 76H151V74H150ZM152 76H154V74L152 75ZM152 76H151V78L150 79H152ZM159 76V75H158ZM157 75H156V77H158ZM184 76V75H183ZM208 76V75H207ZM212 76V77H213ZM218 76V77H219ZM223 76V75H222ZM226 76V75H225ZM52 76H50V78H51ZM56 77V76H55ZM113 77V76H112ZM122 77V76H121ZM136 77V76H135ZM164 77H166V76H164ZM163 76L162 77H159V78H164ZM210 77H211V75H210ZM209 77V78H210ZM235 77H237V76H235ZM243 77V76H242ZM253 77V76H252ZM257 77V76H256ZM60 78H63V76L62 77H60ZM60 78H59V80H60ZM129 78H130V76H129ZM142 78V77H141ZM148 78V77H147ZM158 78V79H159ZM169 78V77H168ZM184 78H186V76L184 77ZM183 78V79H184ZM195 78V77H194ZM209 78H207V79H209ZM216 78V77H215ZM229 78V77H228ZM233 78V77H232ZM245 78H246V76H245ZM71 79V78H70ZM121 79V78H120ZM126 79V78H125ZM125 79H123V81L125 80ZM144 79V78H143ZM192 79H193V77H192ZM219 79V78H218ZM230 79V78H229ZM236 79V78H235ZM115 80V79H114ZM132 80V79H131ZM130 80V81H131ZM134 80V79H133ZM135 80H137V79H135ZM140 80V79H139ZM154 80V79H153ZM159 80H161V79H159ZM163 80V79H162ZM180 80H182V79H180ZM203 80H204V78H203ZM219 80H222V79H219ZM240 80V79H239ZM242 80V79H241ZM254 80V79H253ZM257 80V79H256ZM255 80V81H256ZM61 81V80H60ZM119 81V80H118ZM121 81V80H120ZM127 82H130L129 80H126ZM148 81H150L149 79H148ZM152 81V80H151ZM213 82H215L214 80H212ZM217 81V80H216ZM230 81V80H229ZM246 81V80H245ZM251 81V80H250ZM258 81V80H257ZM88 82V81H87ZM122 82V81H121ZM153 82V81H152ZM151 82V84H153ZM161 82V81H160ZM169 82V81H168ZM187 82V81H186ZM185 82V83H186ZM192 82V81H191ZM198 82V81H197ZM204 82V81H203ZM237 82L239 83V81L237 80ZM242 82H243V80H242ZM56 83V82H55ZM69 83H70V81H69ZM117 83V82H116ZM124 84H127V83H125V81L123 82ZM132 83V82H131ZM140 83V82H139ZM138 83V84H139ZM148 83V82H147ZM146 83V84H147ZM164 83H166V82H164ZM179 83V82H178ZM208 83V82H207ZM220 83V82H219ZM244 83V82H243ZM76 84H77V81H76ZM96 84V83H95ZM94 84V85H95ZM135 84H136V81H135ZM151 84H149L150 86H152ZM161 84H163V82L161 83ZM170 84V83H169ZM184 84V82L181 84V85H183ZM210 84V83H209ZM209 84H207V85H209ZM241 84V83H240ZM70 85H71V83H70ZM79 85V84H78ZM121 85V84H120ZM129 85V84H128ZM133 85V84H132ZM164 85V84H163ZM167 85V84H166ZM212 85V84H211ZM214 85H215V83H214ZM227 85H228V83H227ZM238 85V84H237ZM247 85V84H246ZM254 85V84H253ZM252 85V86H253ZM138 86V85H137ZM140 86V85H139ZM144 86L146 87V85L144 84ZM186 86H187V84H186ZM201 86V85H200ZM204 86V85H203ZM206 86V85H205ZM217 86V85H216ZM254 86H256V85H254ZM93 87V86H92ZM128 87V86H127ZM147 87H148V85H147ZM146 87V88H147ZM184 87V86H183ZM214 87V86H213ZM225 87V86H224ZM223 87V88H224ZM240 87V86H239ZM243 87V86H242ZM241 87V88H242ZM261 87V86H260ZM41 88V90L39 91V89ZM81 88V87H80ZM129 88H131V87H129ZM141 88H143V86H141ZM149 88V87H148ZM152 89H153V86L151 87ZM159 88V87H158ZM169 88H172V87H169ZM174 88V87H173ZM181 88V87H180ZM200 88V87H199ZM203 88V87H202ZM206 88V87H205ZM212 88V87H211ZM230 88H233V87H230ZM254 88V87H253ZM137 89V88H136ZM135 89V90H136ZM144 89V88H143ZM151 89V90H152ZM161 89V88H160ZM163 89V88H162ZM184 89V88H183ZM204 89V88H203ZM216 89V88H215ZM226 89V88H225ZM233 89H235V88H233ZM237 89V88H236ZM252 89V88H251ZM47 92H46V91ZM145 90V89H144ZM172 90H174V89H172ZM205 90V89H204ZM218 90V89H217ZM246 90V89H245ZM245 90L243 91V92H245ZM248 90V89H247ZM259 90V89H258ZM257 90V91H258ZM49 91V92H48ZM71 91V90H70ZM137 91V90H136ZM145 91H147V89L145 90ZM149 91V90H148ZM155 91V90H154ZM165 91V90H164ZM168 91H171V89L170 90H168ZM190 91V90H189ZM222 91V90H221ZM65 92V91H64ZM93 92V91H92ZM142 92V91H141ZM140 92V93H141ZM174 92V91H173ZM226 92V91H225ZM29 93L31 94V97L29 96ZM97 93V92H96ZM133 93V92H132ZM139 93V92H138ZM139 93V94H140ZM143 93H144V91H143ZM147 93V92H146ZM146 93H145V95H146ZM153 93H155V92H153ZM184 93V92H183ZM188 93H190L191 94V96H192V93L191 92H188ZM193 93H194V91H193ZM196 93V92H195ZM194 93V94H195ZM201 93H202V91H201ZM229 93V92H228ZM250 93V92H249ZM260 92H258L257 94H259ZM262 93H264V92H262ZM262 93H261V95H262ZM73 94V93H72ZM85 94V93H84ZM156 94V93H155ZM154 94V95H155ZM168 94V93H167ZM175 94V93H174ZM203 94V93H202ZM230 94V93H229ZM246 94H247V92H246ZM251 94V93H250ZM9 95L11 96L10 98H9ZM103 95V94H102ZM129 96L131 95L130 93L128 94ZM143 95V94H142ZM154 95L152 94V97H154ZM169 95V94H168ZM219 95H221V94H219ZM227 95V94H226ZM248 95V94H247ZM254 95V94H253ZM18 96H20L19 94H18ZM62 96V95H61ZM66 96L67 97H69V99H71L72 98V95L68 92L67 94H66ZM65 96V97H66ZM148 96V95H147ZM158 96V95H157ZM177 95H175V97H176ZM185 96V95H184ZM204 96V95H203ZM202 96V97H203ZM216 96V95H215ZM230 96V95H229ZM236 96H237V94H236ZM240 96H241V93H240ZM242 96H244V94L242 95ZM246 96V95H245ZM250 96V95H249ZM257 96H259V95H257ZM264 96V95H263ZM53 98H54V96H52ZM51 97V98H52ZM64 97V96H63ZM95 97V96H94ZM94 97H92V98H94ZM150 97V96H149ZM163 97V96H162ZM186 97H187V95H186ZM222 97H223V95H222ZM261 97V96H260ZM14 97H12V99H13ZM52 98V99H53ZM83 98V97H82ZM131 98V97H130ZM148 98V97H147ZM170 98V97H169ZM168 98V99H169ZM178 98H179V96H178ZM189 98V97H188ZM193 98H194V96H193ZM228 98V97H227ZM263 98V97H262ZM15 99V98H14ZM19 99V98H18ZM36 99V100H37ZM50 99V100H49ZM64 99V98H63ZM84 99V98H83ZM89 99V98H88ZM107 99V98H106ZM144 99L146 100V98H145V96H144ZM171 99V98H170ZM176 99V98H175ZM183 99V98H182ZM185 99V98H184ZM191 98H189V100H190ZM199 99H202V98H199ZM209 99V98H208ZM238 99V98H237ZM248 99V98H247ZM253 99V98H252ZM256 98H254V100H255ZM20 100V101H21ZM100 100H102V99H100ZM134 100V99H133ZM138 100V99H137ZM154 100V99H153ZM157 100V99H156ZM181 100V99H180ZM219 100V99H218ZM231 100V99H230ZM253 100V101H254ZM9 101V102H8ZM38 101V100H37ZM136 101V100H135ZM143 101V100H142ZM173 101H174V99H173ZM173 101H171L170 103H172ZM200 101V100H199ZM212 101V100H211ZM215 101V100H214ZM221 101V100H220ZM226 101V100H225ZM232 101V100H231ZM235 101V100H234ZM252 101V102H253ZM41 102H44V101H41ZM100 102V101H99ZM103 102H104V100H103ZM102 102V103H103ZM127 102H129L128 103V105L127 104H121V109L122 110H124V109H126V107H129V109L130 110H134L133 109V104L134 103H132L131 101H127ZM151 102V101H150ZM155 102V101H154ZM158 102H159V100H158ZM158 102H156V103H158ZM195 102V101H194ZM236 102V101H235ZM258 102V101H257ZM0 103V104H1ZM14 103H15V101H14ZM13 103V104H14ZM18 103V102H17ZM85 103V102H84ZM136 103V102H135ZM137 103H138V101H137ZM175 103H176V100H175ZM189 103V102H188ZM190 103H192V101L190 102ZM202 103V102H201ZM214 103V102H213ZM216 103V102H215ZM223 103H224V101H223ZM260 103H261V101H260ZM26 104V103H25ZM45 104V103H44ZM108 104V103H107ZM151 104H152V102H151ZM164 104H165V102H164ZM187 104V103H186ZM197 104H199V103H197ZM234 104V103H233ZM253 104V103H252ZM258 104V103H257ZM12 105V104H11ZM15 105V104H14ZM18 105V104H17ZM32 105V104H31ZM99 105H100V103H99ZM170 105V104H169ZM176 105V104H175ZM202 105V104H201ZM208 105V104H207ZM213 104L211 103V106H212ZM241 105V104H240ZM107 106V105H106ZM155 106V105H154ZM184 106V105H183ZM204 106V105H203ZM214 106V105H213ZM223 106V105H222ZM229 106V105H228ZM228 106H226L225 108H227ZM237 106H239V102H238V105ZM257 106V105H256ZM255 106V107H256ZM40 107V106H39ZM45 107H47V106H45ZM108 107V110H109V106H107ZM135 107V106H134ZM141 107V106H140ZM145 107V110H144V112L146 111V106H144ZM143 106H142V108H144ZM193 107V106H192ZM200 107V106H199ZM205 107V106H204ZM204 107H202V109L204 108ZM231 107V106H230ZM229 107V108H230ZM246 107H247V105H246ZM249 107V106H248ZM254 107V106H253ZM4 108V107H3ZM52 108V107H51ZM97 108V107H96ZM103 108H105V107H103ZM159 108H161V106L159 107ZM197 108V107H196ZM250 108V107H249ZM258 108H259V105H258ZM2 109V108H1ZM0 109V110H1ZM20 109V108H19ZM28 109V108H27ZM26 109V110H27ZM35 109H37V108H35ZM47 109V108H46ZM120 109V108H119ZM139 109V108H138ZM151 109V108H150ZM165 109V108H164ZM177 109V108H176ZM181 109V108H180ZM182 109H183V107H182ZM218 109V108H217ZM216 109V110H217ZM224 109V108H223ZM233 109V108H232ZM245 109H248V108H245ZM252 109V108H251ZM73 110V109H72ZM95 110V109H94ZM101 110H103V109H101ZM154 110V109H153ZM172 110V109H171ZM198 110V109H197ZM4 111V110H3ZM20 111V110H19ZM35 111V110H34ZM141 111V110H140ZM143 111V110H142ZM184 111H185V109H184ZM189 111V110H188ZM208 111V110H207ZM240 111V110H239ZM243 111V110H242ZM242 111H240V112H242ZM254 111V110H253ZM14 112V111H13ZM108 112V111H107ZM107 112H105V113H107ZM120 112H121V110H120ZM119 112V113H120ZM135 113H136V110L134 111ZM137 112H139V111H137ZM147 112H148V110H147ZM168 112V111H167ZM181 112V111H180ZM223 112V111H222ZM226 112H227V110H226ZM247 112H249V111H247ZM260 112V111H259ZM9 113V112H8ZM23 113V112H22ZM75 113V112H74ZM74 113H68V115H70V116H72V117H74ZM84 113H85V111H84ZM114 113V112H113ZM119 113H118V115H119ZM122 113V112H121ZM156 113V112H155ZM171 113V112H170ZM184 113V112H183ZM192 113V112H191ZM191 113H189V114H191ZM230 113V112H229ZM228 113V114H229ZM253 113V112H252ZM256 113V112H255ZM254 113V114H255ZM261 113V112H260ZM1 114V113H0ZM28 114V113H27ZM33 114V113H32ZM50 114V113H49ZM108 114V113H107ZM117 114V113H116ZM128 114V113H127ZM150 114V113H149ZM153 114H154V112H153ZM188 114V113H187ZM245 114V113H244ZM257 114V113H256ZM7 115V114H6ZM34 116H35V114H33ZM64 115V114H63ZM93 115V114H92ZM112 115V114H111ZM129 115H130V118H131V123L133 124V125H131L130 124V122H128V121H126V118H125V121H124V119L123 120H116L115 118V120L113 121L112 120V122L113 123H116L115 124V126L117 125V126H122V125H125V124H129V126L132 128V130L134 129V128H138V129H140V130H142V128L143 127H146V126H148V124L147 123H145L143 120H142V118H141V116H140V113H136V114H130V112H129ZM146 115V114H145ZM163 115V114H162ZM169 115V114H168ZM177 115V114H176ZM181 115H182V113H181ZM192 115V114H191ZM210 115V114H209ZM227 115V114H226ZM259 114H257L256 116H258ZM86 116V115H85ZM94 116V115H93ZM106 116H108V115H106ZM143 116V115H142ZM153 116V115H152ZM167 116V115H166ZM170 116V115H169ZM204 116V115H203ZM228 116V115H227ZM244 116H246V115H244ZM9 117V116H8ZM39 117V116H38ZM59 117V116H58ZM95 117V116H94ZM147 117V116H146ZM168 117V116H167ZM177 117V116H176ZM196 117H197V115H196ZM219 117V116H218ZM217 117V118H218ZM253 117V116H252ZM67 118V117H66ZM104 118V117H103ZM121 118H122V116H121ZM150 118V117H149ZM160 118V117H159ZM172 118V117H171ZM260 118H262V117H260ZM8 119V118H7ZM6 119V120H7ZM74 119V118H73ZM82 119L83 120H87L88 118H81L79 121H78V128H76V130L78 129V132L76 131V135H75V137H74V141L72 140L71 142L70 141H68V139L67 138H60L58 141H53L52 143L54 144V142H55V144H57V145H62V144H64V143H66V142H68V143H73L72 144V147H75L76 148V150L75 151H72L74 154H91L94 158H95V160L97 159V158H100L101 160H98L97 162H99V161H102V165H103V167L105 168V170H108V171H115V169L116 168H119V170L121 171V169L124 167H126L131 161H134L135 162V160H133L132 158H129V157H127V155H123V153L122 154H119V155H117L116 153H115V147H112L111 146V143H110V141L109 140H105L104 141V143H103V147L102 146H100V145H96V144H93L92 142H82V140L84 141V138L86 137V136H89V134H88V132L86 133V132H82V125L84 124V123H82ZM96 119V118H95ZM100 119H102V118H100ZM178 119H180V118H178ZM192 119H194V118H192ZM5 120V121H6ZM11 120H12V118H11ZM35 120V119H34ZM41 120H42V118H41ZM60 120V119H59ZM185 120V119H184ZM190 120V119H189ZM195 120V119H194ZM198 120V119H197ZM221 120V119H220ZM235 120H238L237 118L235 119ZM251 120V119H250ZM258 120V119H257ZM8 121V120H7ZM6 121V122H7ZM14 121V120H13ZM26 121V120H25ZM51 121V120H50ZM55 121V120H54ZM93 122L95 121V120H92ZM103 121V120H102ZM109 121V120H108ZM168 121H169V119H168ZM168 121H167V126H168ZM178 121V120H177ZM199 121H201V120H199ZM205 121V120H204ZM215 121V120H214ZM231 121V120H230ZM234 121V120H233ZM240 121V120H239ZM238 121V122H239ZM249 121V120H248ZM259 121V120H258ZM92 122V123H93ZM104 123L103 124H106L107 123V120L106 119H104V121H103ZM191 122V121H190ZM198 122V121H197ZM213 122V121H212ZM220 122H222V121H220ZM241 122V121H240ZM239 122V123H240ZM252 122V121H251ZM255 122V121H254ZM8 123V122H7ZM6 123V124H7ZM10 123V122H9ZM52 123V122H51ZM57 123H59V122H57ZM57 123H55V124H57ZM111 123V122H110ZM178 123H180V122H178ZM208 123V122H207ZM224 123H226V122H224ZM234 123V122H233ZM235 123H237V122H235ZM258 123V122H257ZM5 124V123H4ZM15 124H16V121H15ZM26 124V123H25ZM28 124V123H27ZM49 124V123H48ZM48 124H46V125H48ZM69 124V123H68ZM127 124V125H128ZM170 124V123H169ZM195 124V123H194ZM200 124H202V123H200ZM209 124H211V122L209 123ZM259 124V123H258ZM20 125V124H19ZM30 125V124H29ZM36 125V124H35ZM42 125V124H41ZM46 125H43L44 127L46 126ZM84 125H86V124H84ZM114 125V124H113ZM159 125V124H158ZM175 125H177V124H175ZM180 125V124H179ZM205 125V124H204ZM207 125V124H206ZM218 125V124H217ZM241 125H242V127H243V124L241 123ZM15 126H17V124L15 125ZM24 126V125H23ZM31 126V125H30ZM40 126V125H39ZM60 125H58V127H59ZM66 126V125H65ZM126 126V125H125ZM163 126V125H162ZM171 126V125H170ZM193 126V125H192ZM233 126V125H232ZM245 126V125H244ZM256 126V125H255ZM49 128H50V126H48ZM150 127V126H149ZM165 127V126H164ZM183 127H184V129H186V130H184L183 128V130L184 131H186L188 134L190 133V129H189V127L190 126H188L187 125V127H186V125L184 126L183 125ZM186 127V128H185ZM200 127V126H199ZM224 127H225V124H224ZM231 127V126H230ZM230 127H229V129H230ZM247 127V126H246ZM8 128V127H7ZM32 128V127H31ZM30 128V129H31ZM34 128V127H33ZM80 128V129H79ZM115 128V127H114ZM177 128V127H176ZM176 128H175V130H176ZM197 128V127H196ZM201 128V127H200ZM199 128V129H200ZM206 128V127H205ZM222 128V127H221ZM226 128V127H225ZM244 128V127H243ZM250 128V127H249ZM5 129V128H4ZM3 129V130H4ZM13 129H15V128H13ZM24 129V128H23ZM44 129V128H43ZM42 129V130H43ZM45 129H47V127L45 128ZM45 129L43 130V131H45ZM58 129V128H57ZM130 129V128H129ZM149 129V128H148ZM166 129V128H165ZM169 129H170V127H169ZM182 129H180V130H182ZM191 129H192V127H191ZM194 129V128H193ZM223 129V128H222ZM2 130V131H3ZM21 130H22V128H21ZM55 130V129H54ZM106 130V129H105ZM154 130V129H153ZM152 129H149V131H153ZM233 130V129H232ZM1 131V130H0ZM32 131V130H31ZM30 131V132H31ZM50 130H47V132H49ZM161 131V130H160ZM221 131H223L224 132V130H221ZM246 131H248L249 132V130H247L246 129ZM41 132V131H40ZM46 132V131H45ZM46 132V133H47ZM51 132V131H50ZM49 132V133H50ZM98 132V131H97ZM120 132H121V130H120ZM120 132H119V134H120ZM123 132V131H122ZM143 132V131H142ZM155 132V131H154ZM173 132H174V130H173ZM176 132V131H175ZM174 132V133H175ZM180 132V131H179ZM8 133V132H7ZM12 133H16V137L19 139V137L17 136V132H12ZM19 133V132H18ZM22 133V132H21ZM53 133H56V132H54L53 131ZM124 133V132H123ZM146 133V132H145ZM152 133V132H151ZM150 133V134H151ZM161 133H163V132H161ZM184 133V132H183ZM196 133V132H195ZM236 133H237V131H236ZM9 134V133H8ZM57 134V133H56ZM63 134V133H62ZM68 134V133H67ZM92 134H93V132H90V135L92 136ZM96 134V133H95ZM113 134V133H112ZM127 134V133H126ZM130 134V133H129ZM155 134V133H154ZM159 134V133H158ZM185 134V133H184ZM199 134V133H198ZM223 134V133H222ZM251 134V133H250ZM13 135V134H12ZM37 135H40V134H37ZM47 135V134H46ZM49 135H51V134H49ZM48 135V136H49ZM71 135V134H70ZM98 135V134H97ZM103 135V134H102ZM121 135V134H120ZM173 135V134H172ZM179 135V134H178ZM190 135V134H189ZM188 135V137H191V136H189ZM192 135V134H191ZM200 135V134H199ZM216 135V134H215ZM25 136V135H24ZM35 136H36V134H35ZM35 136H33V137H35ZM41 136V135H40ZM108 136V135H107ZM129 136V135H128ZM162 136V135H161ZM167 136H168V134H167ZM180 136V135H179ZM185 136H186V134H185ZM195 136V135H194ZM210 136V135H209ZM256 136V135H255ZM23 137V136H22ZM45 137V136H44ZM53 137V136H52ZM55 137V136H54ZM53 137V138H54ZM130 137V136H129ZM134 137V136H133ZM147 137V136H146ZM197 137V136H196ZM206 137V136H205ZM7 138L9 139V137H6V140H7ZM11 138V137H10ZM122 138V137H121ZM166 138V137H165ZM173 138V137H172ZM181 138V137H180ZM183 138H184V136H183ZM193 138V137H192ZM216 138V137H215ZM14 139H16V138H14ZM18 139H16V140H18ZM20 139H22V138H20ZM27 139V138H26ZM111 139V138H110ZM136 139V138H135ZM185 139V138H184ZM189 139H191V138H189ZM259 139V138H258ZM46 140V139H45ZM51 140V139H50ZM112 140V139H111ZM125 140V139H124ZM132 140V139H131ZM138 140V139H137ZM151 140H153V139H151ZM160 140V139H159ZM172 140V139H171ZM174 140H176L175 138H174ZM217 140V139H216ZM249 140V139H248ZM2 141V140H1ZM5 141V140H4ZM3 141V142H4ZM9 141H10V139H9ZM11 141H12V138H11ZM19 141V140H18ZM120 141V140H119ZM127 141V140H126ZM135 141V140H134ZM138 141H140V140H138ZM137 141V142H138ZM142 141V140H141ZM141 141H140V143H141ZM188 141H190V140H188ZM200 141H202V140H200ZM262 141V140H261ZM2 142V144H4ZM114 142H116V141H114ZM125 142V141H124ZM165 142V141H164ZM175 142V141H174ZM181 142H186L185 140L183 141V140H181ZM193 142V141H192ZM199 142V141H198ZM37 143V142H36ZM36 143H30V141H28V146L31 148L32 147V150L33 151H35V153L37 152V153H39V154H43L44 155V157H46V158H48V160L50 159V164L51 163H53V164H58V162L56 161V159L54 158L55 157V155H54V153H53V151H52V145L50 146V147H44V146H40L39 145V143L38 144H36ZM41 143V142H40ZM119 143V142H118ZM127 143V142H126ZM130 143V142H129ZM149 143V142H148ZM171 143V142H170ZM169 143V144H170ZM191 143V142H190ZM244 143V142H243ZM251 143V142H250ZM6 144V143H5ZM51 144V143H50ZM131 144V143H130ZM144 144H146V143H144ZM143 144V145H144ZM173 144V143H172ZM176 144V143H175ZM178 144V143H177ZM189 144V143H188ZM187 144V145H188ZM199 144V143H198ZM237 144V143H236ZM120 145V144H119ZM123 145V144H122ZM127 145V144H126ZM134 145H135V143H134ZM139 145V144H138ZM137 145V146H138ZM155 145V144H154ZM167 145V144H166ZM165 145V146H166ZM223 145H224V143H223ZM239 145V144H238ZM237 145V147H239ZM6 146V145H5ZM8 146V145H7ZM6 146V147H7ZM114 146H116V145H114ZM124 146V145H123ZM122 146V147H123ZM169 146V145H168ZM175 146V145H174ZM182 146V145H181ZM195 146H196V143H195ZM200 146V145H199ZM198 146V147H199ZM206 146V145H205ZM217 146V145H216ZM231 147H232V145H230ZM261 146V145H260ZM17 147L18 146H16V149H17ZM72 147L70 146V148L69 149H72ZM116 147H118V146H116ZM120 147V146H119ZM118 147V148H119ZM121 147V148H122ZM126 147V146H125ZM156 147V146H155ZM173 147V146H172ZM171 147V148H172ZM184 147V146H183ZM209 147V146H208ZM213 147V146H212ZM227 147V146H226ZM234 147V146H233ZM236 147V146H235ZM253 147V146H252ZM10 148H11V146H10ZM131 148V147H130ZM161 148V147H160ZM174 148V147H173ZM172 148V150H174ZM203 148V147H202ZM201 148V149H202ZM258 148V147H257ZM3 149V148H2ZM8 149V148H7ZM56 149V148H55ZM156 149V148H155ZM228 149V148H227ZM250 149V148H249ZM248 149V150H249ZM260 149V148H259ZM12 150H14V149H12ZM128 150H129V148H128ZM131 150V149H130ZM134 150V149H133ZM132 150V151H133ZM176 150V149H175ZM182 150V149H181ZM213 150V149H212ZM5 151V150H4ZM3 151V152H4ZM18 151V150H17ZM65 151V150H64ZM157 151V150H156ZM167 152H168V150H166ZM202 151H203V149H202ZM237 151V150H236ZM7 152V151H6ZM119 152V151H118ZM121 152H123L122 150H121ZM130 152V151H129ZM134 152V151H133ZM136 152V151H135ZM147 152H149V151H147ZM205 152V151H204ZM242 152V151H241ZM253 152V151H252ZM255 152H257V150L255 151ZM7 153H9V152H7ZM7 153H5V154H7ZM12 153H13V151H12ZM17 153V152H16ZM58 154H59V152H57ZM146 153V152H145ZM182 153V152H181ZM202 153V152H201ZM264 153V152H263ZM263 153H262V156H263ZM11 154V153H10ZM69 154V153H68ZM148 154V153H147ZM151 154V153H150ZM174 154V153H173ZM183 154V153H182ZM185 154H187L188 155V153H185ZM184 154V155H185ZM205 154H207V153H205ZM210 154H211V152H210ZM218 154V153H217ZM247 154V153H246ZM253 154V153H252ZM257 154V153H256ZM261 154V153H260ZM260 154H259V156H260ZM12 155V154H11ZM20 155V154H19ZM37 155V154H36ZM35 155V156H36ZM73 155V154H72ZM179 155V154H178ZM196 155V154H195ZM194 155V156H195ZM204 155V154H203ZM221 155H223V153L221 154ZM228 155V154H227ZM4 156V155H3ZM13 156H16V155H13ZM13 156L11 157L12 159H14L13 158ZM28 156V155H27ZM138 156V155H137ZM173 156V155H172ZM189 156V155H188ZM208 156V155H207ZM249 156V155H248ZM247 156V157H248ZM254 156V155H253ZM7 157V156H6ZM22 157V156H21ZM77 157V156H76ZM82 157V156H81ZM160 157V156H159ZM182 157V156H181ZM185 157V156H184ZM183 157V158H184ZM210 157V156H209ZM218 157V156H217ZM9 158V157H8ZM91 158V157H90ZM148 158V157H147ZM146 158V159H147ZM188 158V157H187ZM199 158H200V156H199ZM198 158V159H199ZM223 158V157H222ZM249 158V157H248ZM247 158V159H248ZM18 159V158H17ZM140 159V158H139ZM150 159V158H149ZM152 159V158H151ZM178 159V158H177ZM211 159H213V158H211ZM210 159V160H211ZM246 159V160H247ZM257 159V158H256ZM256 159H254L255 161H256ZM4 160V159H3ZM16 160V159H15ZM19 160V159H18ZM22 160V159H21ZM42 160V159H41ZM68 160H69V158H68ZM79 160V159H78ZM88 159H86V161H87ZM144 160V159H143ZM153 160V159H152ZM151 160V161H152ZM173 160V159H172ZM175 160V159H174ZM202 160V159H201ZM244 160V159H243ZM261 160V159H260ZM5 161H6V159H5ZM72 161V160H71ZM74 161V160H73ZM93 161V160H92ZM137 161V160H136ZM146 161V160H145ZM169 161V160H168ZM185 161V160H184ZM199 161V160H198ZM219 161V160H218ZM40 162V161H39ZM49 162V161H48ZM64 162H67V161H65L64 160ZM139 162V161H138ZM155 162V161H154ZM171 162V161H170ZM205 162V161H204ZM243 162V161H242ZM258 162V161H257ZM264 162V161H263ZM146 163V162H145ZM153 163V162H152ZM161 163V162H160ZM159 163V164H160ZM198 163H200V162H198ZM228 163V162H227ZM9 164H10V167H11V165H12V170L10 171V170H5V166L3 165V162H0V174L1 173H4L5 174V176H8V178H9V181H8V185L7 186H9L10 187V189H9V192L8 193H6L7 191H6V186L4 187V185H3V181L4 182H6L5 180H3L4 179V177L2 178H0V194H2L1 192H3V198H6V197H8V195H9V197L11 196H19V194H17V190L19 189V188H22L23 186L24 187H27L29 184H30V182L25 178V183L23 184V183H21V180L19 179L20 177H18V175H17V172H18V167H16V165L14 164V163H12V162H10L9 161ZM32 164V163H31ZM155 164V163H154ZM261 164V163H260ZM139 165V164H138ZM160 165H162V164H160ZM246 165V164H245ZM257 165H258V163H257ZM137 166V165H136ZM152 166V165H151ZM173 166V165H172ZM189 166H190V164H189ZM197 166V165H196ZM260 166V165H259ZM59 167L62 169V171H69V170H72V171H74V175H75V177H74V182L73 183H65V185H66V187L67 188H69L70 190H74V196H79V197H82V198H86L87 199V201L89 200V202L88 203H91V199H92V194H94L95 195V192H100L101 194H105L106 195V197H109V198H112V199H114V200H119V201H121V203L122 202H125L126 200H128V198L129 197H131L130 195L132 194L133 195V197H136V199L138 198V199H140L139 197H141L142 195H144V194H142L143 193V190H144V188L141 186V185H139L138 184V182H129L130 180H133V179H129V181H125L126 183H127V185H128V187H127V185L126 184H124V185H118L117 187H115V185H114V183L112 182V183H110V182H108V181H106V180H97V176H92L91 174V171H90V168H86V169H84V168H73V167H71V165L70 164H61V165H59ZM141 167V166H140ZM171 167V166H170ZM218 167V166H217ZM253 167V166H252ZM254 167H255V165H254ZM258 167V166H257ZM261 167V166H260ZM43 168H45V167H43ZM51 168V167H50ZM127 168V167H126ZM168 168V167H167ZM166 168V169H167ZM201 168V167H200ZM7 169V168H6ZM46 169V179H47V177H48V179L49 178H51V177H54V173L52 172V174H51V172L48 170V168L46 167L45 168ZM57 169V168H56ZM129 169V168H128ZM127 169V170H128ZM173 169V168H172ZM178 169V168H177ZM185 169V168H184ZM186 169H187V167H186ZM208 170H209V168H207ZM258 169V168H257ZM126 170V169H125ZM130 170H131V168H130ZM199 170H201V169H199ZM213 170V169H212ZM220 170H222V168H220ZM261 170H263V169H261ZM27 171V170H26ZM132 171V170H131ZM148 171V170H147ZM172 171H174V170H172ZM171 171V172H172ZM191 171V170H190ZM219 171V170H218ZM217 170L215 171V172H218ZM240 171V170H239ZM260 171V170H259ZM89 172V173H88ZM94 172V171H93ZM127 172V171H126ZM166 172V171H165ZM177 172V171H176ZM182 172V171H181ZM203 172V171H202ZM209 172V171H208ZM220 172V171H219ZM218 172V173H219ZM228 172V171H227ZM248 172V171H247ZM20 173H22V172H20ZM19 173V174H20ZM37 173H39V172H37ZM67 173V172H66ZM96 173V172H95ZM94 173V174H95ZM119 173V172H118ZM140 173V172H139ZM164 173V172H163ZM170 173V172H169ZM175 173V172H174ZM184 173H185V170H184ZM218 173H216V174H218ZM223 173H225L224 171H223ZM222 172H221V174H223ZM230 173V172H229ZM254 173V172H253ZM256 173V172H255ZM260 173V172H259ZM258 173V175H260ZM262 173V172H261ZM26 174V173H25ZM24 174V175H25ZM32 174V173H31ZM63 174V173H62ZM122 174V173H121ZM183 174V173H182ZM190 174H192V171H191V173ZM212 174V173H211ZM220 174V173H219ZM220 174V175H221ZM227 174V173H226ZM35 175V174H34ZM55 175H56V173H55ZM126 175V174H125ZM133 175V174H132ZM132 175H129L128 176V178L130 177V178H132ZM151 175V174H150ZM167 175V174H166ZM165 175V176H166ZM176 175V174H175ZM201 175V174H200ZM214 175V174H213ZM229 175V174H228ZM257 175V174H256ZM262 175V174H261ZM66 176V175H65ZM209 175H207L206 177H208ZM224 176V175H223ZM240 176V175H239ZM238 176V177H239ZM39 177V176H38ZM59 177V179L61 180V176H58ZM153 177H155V176H153ZM192 177V176H191ZM196 177V176H195ZM218 177H220L219 175H218ZM222 177V176H221ZM225 177V176H224ZM227 177V176H226ZM225 177V178H226ZM240 177H242V176H240ZM258 177V176H257ZM33 178H34V176H33ZM37 178V177H36ZM54 178H57V177H54ZM64 178V177H63ZM125 178V177H124ZM133 178H134V175H133ZM228 179H229V176L227 177ZM226 178V179H227ZM246 178V177H245ZM259 178H260V176H259ZM31 179V178H30ZM43 179V178H42ZM53 179V178H52ZM122 179V178H121ZM154 179V178H153ZM169 179V178H168ZM179 179H181V178H179ZM191 179V178H190ZM209 179V178H208ZM212 180L214 179V177L213 178H211ZM244 179V178H243ZM242 179V180H243ZM247 179V178H246ZM141 180V179H140ZM147 180V179H146ZM155 180V179H154ZM166 180V179H165ZM164 180V181H165ZM171 180V179H170ZM205 180V179H204ZM207 180V179H206ZM205 180V181H206ZM229 180H231V178L229 179ZM233 180V179H232ZM231 180V181H232ZM41 181V180H40ZM40 181H38V182H40ZM51 181V180H50ZM202 181V180H201ZM213 181H215V180H213ZM227 181V180H226ZM237 182H238V180H236ZM36 182V181H35ZM54 182V181H53ZM58 182V181H57ZM198 182V181H197ZM222 182H224V181H222ZM221 182V183H222ZM233 182V181H232ZM236 182V183H237ZM48 183V182H47ZM117 183H118V180H117ZM122 183H124V182H122ZM155 183V182H154ZM161 183V182H160ZM164 183V182H163ZM205 183V182H204ZM217 183H219V182H217ZM5 184V183H4ZM158 184H159V182H158ZM188 184V183H187ZM194 183H192V185H193ZM200 184V183H199ZM208 184V183H207ZM223 184V183H222ZM33 185V184H32ZM42 184H40V186H41ZM49 185V184H48ZM146 185V184H145ZM209 185V184H208ZM18 186H20L18 189H17V187ZM54 186V185H53ZM203 186V185H202ZM205 186H206V184H205ZM204 186V187H205ZM239 186H240V184H239ZM36 187V186H35ZM65 187V188H66ZM151 187V186H150ZM154 187V186H153ZM157 187V186H156ZM166 187V186H165ZM190 187V186H189ZM203 187V188H204ZM207 187V186H206ZM205 187V188H206ZM210 187V186H209ZM30 188V187H29ZM33 188V187H32ZM38 188V187H37ZM58 188V187H57ZM158 188V187H157ZM172 188H174V187H172ZM179 188V187H178ZM202 188V187H201ZM51 189H52V185H51ZM155 189V188H154ZM159 189V188H158ZM170 189V188H169ZM188 189V188H187ZM197 189V188H196ZM206 189H208V188H206ZM35 190V189H34ZM41 190V188H39V191ZM43 190V189H42ZM55 190H56V188H55ZM181 190V189H180ZM189 190V189H188ZM205 190V189H204ZM209 190H213L214 191V189H209ZM19 191V190H18ZM21 191V190H20ZM19 191V192H20ZM36 191V190H35ZM50 191V190H49ZM147 191V190H146ZM148 191H149V189H148ZM147 191V192H148ZM170 191H172V190H170ZM182 191V190H181ZM197 191H198V189H197ZM217 191V190H216ZM28 192V191H27ZM162 192V191H161ZM169 192V191H168ZM210 192V191H209ZM208 192V193H209ZM47 193V192H46ZM45 193V194H46ZM49 193V192H48ZM52 193V192H51ZM162 193H165V189H164V192H162ZM192 193V192H191ZM197 193V192H196ZM207 193V192H206ZM214 193V192H213ZM8 194V195H7ZM22 194V193H21ZM33 194V193H32ZM54 194V193H53ZM140 194H141V196H140ZM147 194V193H146ZM170 194V193H169ZM193 194H194V191H193ZM205 194V193H204ZM210 194V193H209ZM215 194V193H214ZM213 194V195H214ZM220 194V193H219ZM221 194H223V192L221 193ZM34 195H36V194H34ZM34 195L33 196H31V194H30V196L31 197H34ZM50 195V194H49ZM92 195V196H91ZM159 195V194H158ZM192 195V194H191ZM197 195V194H196ZM203 195V194H202ZM23 196V195H22ZM29 195H28V197H30ZM51 196V195H50ZM68 196H70V195H68ZM67 196V197H68ZM72 196V195H71ZM157 196V195H156ZM173 197H174V195H172ZM205 196V195H204ZM207 196V195H206ZM231 196H233V195H231ZM24 198H26L27 197V195H26V193H24V196H23ZM144 197H145V195H144ZM176 197V196H175ZM195 197V196H194ZM198 197V196H197ZM200 197V196H199ZM212 197H214V196H212ZM216 197H218V196H216ZM245 197V196H244ZM40 198V197H39ZM38 198V199H39ZM65 198V197H64ZM81 198V199H82ZM168 197H166V199H167ZM0 199H2V198H0ZM42 199V198H41ZM41 199H39V200H41ZM44 199V198H43ZM47 199H48V197H47ZM72 199V198H71ZM74 199H76V198H74ZM79 199V198H78ZM152 201H149V203L147 204V205H150L151 207H153V208H157V206H158V204H157V206H154L155 205V203H156V201L154 200V198H150ZM162 199V198H161ZM172 200H173V198H171ZM180 199V198H179ZM197 199V198H196ZM195 199V201H198V200H196ZM200 199V198H199ZM204 199V198H203ZM211 199V198H210ZM5 200V199H4ZM8 200H10V199H8ZM21 200H23V199H21ZM37 200V199H36ZM94 200V199H93ZM99 200H101V199H99ZM104 200H105V198H104ZM108 200V199H107ZM168 200H170L169 198H168ZM182 200V199H181ZM201 200V199H200ZM207 200V199H206ZM228 200V199H227ZM244 200H246V199H244ZM43 201H45V200H43ZM63 201V200H62ZM75 201V200H74ZM86 201V200H85ZM110 201H111V199H110ZM195 201H194V203H195ZM209 201V200H208ZM16 202V201H15ZM32 202H34V199H33V201ZM39 202V201H38ZM38 202H34V203H38ZM56 202V201H55ZM67 202V201H66ZM65 202V203H66ZM78 202H79V200H78ZM80 202H82V201H80ZM115 202V201H114ZM130 202V201H129ZM134 202H136V201H134ZM142 202V201H141ZM168 202H171V200L170 201H168ZM3 203V204H2ZM44 203V202H43ZM46 203V202H45ZM48 203H50V202H48ZM53 203V202H52ZM85 203H87V202H85ZM95 203V202H94ZM106 203V202H105ZM113 203V202H112ZM116 203V202H115ZM118 204H119V202H117ZM137 203H139L138 201H137ZM158 203H159V201H158ZM190 203V202H189ZM197 203V202H196ZM203 203V202H202ZM223 203V202H222ZM229 203V202H228ZM0 204H2L1 206H0V208H1V210L2 211H4V214H5V216H7V214H11L12 215V213H13V215H15V217L14 218H12V219H25L26 218V216L25 215H27L26 213H28V209H25L26 210V212L24 211L23 212V210H22V208H18V206L17 205H12V204H10V203H8L6 200L3 202V201H0ZM26 204V203H25ZM56 203H54V205H55ZM68 204V203H67ZM71 204V203H70ZM84 204V203H83ZM92 204V203H91ZM103 204V203H102ZM123 204V203H122ZM131 204V203H130ZM141 204V203H140ZM145 204V203H144ZM165 204V203H164ZM169 204V203H168ZM227 204V203H226ZM24 205V204H23ZM28 205H30V204H28ZM40 205V204H39ZM42 205V204H41ZM62 205V204H61ZM69 205V204H68ZM67 205V206H68ZM98 205V204H97ZM163 205V204H162ZM193 205V204H192ZM198 205V204H197ZM26 206V205H25ZM50 206H52V204H50L49 206H48V204H47V207L49 208ZM60 206V205H59ZM65 206H66V204H65ZM91 206V205H90ZM110 206V205H109ZM145 207H146V205H144ZM143 206V207H144ZM171 207H169V210L171 211V210H173L174 208H176V205L174 204V203H171V205H170ZM57 207V206H56ZM73 207H75V206H73ZM72 207V208H73ZM77 207V206H76ZM92 208L94 207V206H91ZM98 207V206H97ZM112 207H113V205H112ZM115 207H117V206H115ZM128 207V206H127ZM148 207V206H147ZM164 207V206H163ZM163 207H161V212H163L162 211V209H163ZM166 207H168V206H166ZM179 207V206H178ZM185 207H187V206H185ZM203 207V206H202ZM208 206H206V208H207ZM210 207H212V204H211V206ZM55 208V207H54ZM53 208V209H54ZM132 208H134L135 209V207H133L132 206ZM160 208V207H159ZM158 208V209H159ZM198 208V207H197ZM213 208V207H212ZM214 208H215V206H214ZM24 209V208H23ZM43 209H44V207H43ZM74 209V208H73ZM78 209V208H77ZM81 209V208H80ZM79 209V210H80ZM105 209V208H104ZM143 209H145V208H143ZM180 209V208H179ZM204 209H205V207H204ZM210 209V208H209ZM208 209V210H209ZM32 210V209H31ZM69 210L70 209H68V212H69ZM75 210V209H74ZM72 211V212H74L75 213V211ZM105 210H107V209H105ZM126 210V209H125ZM131 210V209H130ZM148 210V209H147ZM152 210V209H151ZM156 210V209H155ZM176 210H178V209H176ZM182 210V209H181ZM211 210V209H210ZM16 211H17V213H16ZM48 211H50V210H48ZM53 211V210H52ZM51 211V212H52ZM57 211V210H56ZM98 211H99V209H98ZM114 211V210H113ZM138 211V210H137ZM142 211V210H141ZM175 211V210H174ZM194 211V210H193ZM195 211H197V210H195ZM218 211V210H217ZM220 211V210H219ZM30 212V211H29ZM32 212V211H31ZM63 212V211H62ZM61 212V213H62ZM100 212V211H99ZM98 212V213H99ZM102 212V211H101ZM146 212V211H145ZM158 212H159V210H158ZM172 212V211H171ZM177 212V211H176ZM183 212V214L184 213H186V212H184V211H182ZM201 212V211H200ZM227 212V211H226ZM34 213V212H33ZM70 213V212H69ZM74 213H72V214H74ZM79 213V212H78ZM83 213H84V211H83ZM90 213H92V212H90ZM114 214H115V212H113ZM129 213V212H128ZM194 213V212H193ZM38 214V213H37ZM41 214H43V213H41ZM54 214H55V212H54ZM57 214H58V212H57ZM158 214V213H157ZM162 213H160L159 215H161ZM175 214V213H174ZM31 215H32V213H31ZM36 215V214H35ZM59 215V214H58ZM69 215V214H68ZM75 215V214H74ZM87 215V214H86ZM96 215V214H95ZM102 215V214H101ZM185 215V214H184ZM231 215V214H230ZM1 216V215H0ZM10 216V215H9ZM28 216V215H27ZM44 216V215H43ZM65 216H67V215H65ZM103 216V215H102ZM112 216V215H111ZM121 216H123V214L121 215ZM133 216H134V214H133ZM164 216V215H163ZM163 216H162V218H163ZM4 217V216H3ZM19 217V218H18ZM58 217V216H57ZM86 217V216H85ZM89 217V216H88ZM91 217V216H90ZM118 217V216H117ZM124 217V216H123ZM185 217H186V215H185ZM6 217H4V218H2V217H0V248H2V247H4L5 249H7V250H9V253H7V255H8V257H12L14 254L13 253H20L21 255H24V257L26 258V262H24L25 264H48V259H47V257H46V251L48 250V245H51L50 243H52V240L51 239H49L48 237H49V232H48V225H46L45 223H43L42 221L45 219V217H44V219L42 220V221H39V220H41V219H39L38 220V218H37V220L36 221H30V222H26L25 224L22 222V220H21V222L23 223L22 225H18V226H16V224L15 225H13V221H7V219H5ZM10 218V217H9ZM32 218V217H31ZM36 218V217H35ZM35 218L33 219V220H35ZM39 218H41V217H39ZM59 218H62V217H59ZM67 218V217H66ZM65 218V219H66ZM69 218H70V216H69ZM74 218V217H73ZM99 218V217H98ZM104 218V217H103ZM119 218V217H118ZM128 218H130V216H128ZM127 218V219H128ZM136 218V217H135ZM134 218V219H135ZM138 218V217H137ZM187 218H188V216H187ZM187 218H185V219H187ZM190 218V217H189ZM194 218V217H193ZM209 218V217H208ZM11 219V218H10ZM95 219V218H94ZM114 219H115V217H114ZM121 219V218H120ZM134 219H132L133 220V222H134ZM209 219H211V218H209ZM46 220H48L47 218H46ZM45 220V221H46ZM69 220V219H68ZM78 220H79V218H78ZM85 220V219H84ZM83 220V221H84ZM144 220V219H143ZM166 221H167V219H165ZM164 220V221H165ZM169 220V219H168ZM177 220H178V218H177ZM200 220V219H199ZM15 221V220H14ZM28 221V220H27ZM50 221V220H49ZM76 221V220H75ZM112 221H113V219H112ZM124 221V220H123ZM136 221H138V223H141V222H139V220L137 219ZM135 221V222H136ZM140 221H141V219H140ZM151 221H153V220H151ZM174 221V220H173ZM215 221V220H214ZM253 221V220H252ZM92 222V221H91ZM97 222V221H96ZM125 222V221H124ZM130 222V221H129ZM149 222V221H148ZM154 223H156V220H154L153 221ZM163 222V221H162ZM177 222H179V221H177ZM183 222V221H182ZM210 222V221H209ZM216 222V221H215ZM242 222V221H241ZM47 223H48V221H47ZM59 224H61V222H58ZM73 223V222H72ZM128 223V222H127ZM143 223H144V221H143ZM147 222H145V224H146ZM164 223V222H163ZM166 223H168V222H166ZM166 223L164 224V225H166ZM187 223V222H186ZM197 223V222H196ZM232 223V222H231ZM63 224V223H62ZM75 223H73V225H74ZM77 224V223H76ZM79 224V223H78ZM93 224V223H92ZM102 224V223H101ZM105 224H106V222H105ZM115 224V223H114ZM132 224V223H131ZM171 224H172V222H171ZM170 224V225H171ZM176 224V223H175ZM188 224V223H187ZM68 225V224H67ZM104 225V224H103ZM150 225V224H149ZM163 225V226H164ZM186 225V224H185ZM202 225V224H201ZM210 225V224H209ZM219 225V224H218ZM251 225V224H250ZM59 226H61L62 227V225H59ZM76 226V225H75ZM79 226V225H78ZM86 226V225H85ZM131 226H134V225H131ZM142 226V225H141ZM140 226V227H141ZM146 226V225H145ZM158 226V225H157ZM180 226V225H179ZM183 226V225H182ZM187 226V225H186ZM189 226H191L190 224H189ZM194 226V225H193ZM193 226H191L192 227V229H193ZM204 226V225H203ZM231 226V225H230ZM248 226V225H247ZM252 226H254V228H256V226L257 225H255V224H252ZM71 227H73L72 225H71ZM149 227V226H148ZM152 227V226H151ZM150 227V228H151ZM169 227V226H168ZM171 227V226H170ZM176 227V226H175ZM181 227V226H180ZM179 227V228H180ZM198 227V226H197ZM228 227V226H227ZM58 228V227H57ZM69 228V227H68ZM91 228V227H90ZM89 228V229H90ZM111 228H112V226H111ZM131 228H133V227H131ZM158 228H160V226H158ZM164 228V227H163ZM162 228V229H163ZM171 228H173V227H171ZM230 228V227H229ZM72 229V228H71ZM70 229V230H71ZM84 229V228H83ZM88 229V228H87ZM92 229V228H91ZM94 229V228H93ZM141 229H142V227H141ZM147 229H149V228H147ZM147 229H146V231H147ZM157 229V228H156ZM167 229V228H166ZM177 229V228H176ZM191 229V230H192ZM209 229H211V228H209ZM221 229V228H220ZM224 229V228H223ZM50 230H51V228H50ZM66 230V229H65ZM74 230H76V229H74ZM95 230V229H94ZM128 230V229H127ZM145 230V229H144ZM160 230V229H159ZM168 230V229H167ZM186 230V229H185ZM217 230V229H216ZM222 230V229H221ZM220 230V231H221ZM226 230V229H225ZM245 230V229H244ZM243 230V231H244ZM93 231V230H92ZM91 231V232H92ZM110 231H113V230H110ZM142 231V230H141ZM171 231V230H170ZM174 231V230H173ZM188 231V230H187ZM212 231V230H211ZM232 231V230H231ZM64 232V231H63ZM62 232V233H63ZM86 232H88V231H86ZM149 232H150V229H149ZM160 232V231H159ZM175 232V231H174ZM168 233V234H173V236H171V238H173V239H175V241H176V238H177V232H175V233ZM182 232H184V231H182ZM191 232V231H190ZM222 232V231H221ZM52 233V232H51ZM69 233V232H68ZM81 233H82V231H81ZM127 233V232H126ZM139 233H141V232H139ZM196 233V232H195ZM199 233V232H198ZM202 233V232H201ZM205 233V232H204ZM210 233V232H209ZM232 233V232H231ZM53 234V233H52ZM58 234H61V233H58ZM78 234H79V232H78ZM86 234V233H85ZM91 234V233H90ZM95 234V233H94ZM111 234V233H110ZM120 234V233H119ZM124 234V233H123ZM143 234H144V232H143ZM155 234V233H154ZM179 235L181 234V233H178ZM182 234H184V233H182ZM194 234V233H193ZM203 234V233H202ZM222 234V233H221ZM55 235V234H54ZM53 235V236H54ZM101 235V234H100ZM100 235H98V237L100 238L101 236ZM105 235V234H104ZM103 235V236H104ZM117 235V234H116ZM126 235V234H125ZM142 235V234H141ZM149 235V234H148ZM160 235V234H159ZM185 235H187V234H185ZM196 235H197V233H196ZM195 235V236H196ZM211 235V234H210ZM238 235H240V234H238ZM52 236V235H51ZM60 236V235H59ZM62 236H64V234H62L61 235V237ZM67 236V235H66ZM92 236V235H91ZM111 236V235H110ZM123 236V235H122ZM127 236V235H126ZM133 236V235H132ZM156 236L158 237V235L156 234ZM167 236V235H166ZM170 236V235H169ZM202 236V235H201ZM208 236V235H207ZM225 236H226V233H225ZM84 237V236H83ZM119 237V236H118ZM154 237V236H153ZM156 237V238H157ZM186 237V236H185ZM184 235H180L179 236V238L177 239V242H178V245L180 246L181 245V240H185L184 238ZM219 237V236H218ZM221 237V236H220ZM246 237V236H245ZM247 237H248V235H247ZM63 238H65V237H63ZM88 238V237H87ZM93 238H94V236H93ZM105 238V237H104ZM165 238V237H164ZM182 238V239H181ZM224 238V237H223ZM226 238H227V236H226ZM52 239H54V238H52ZM57 239V238H56ZM72 239H73V237H72ZM79 239V238H78ZM115 239V238H114ZM193 239V238H192ZM195 239V238H194ZM221 239V238H220ZM228 239V238H227ZM58 240V239H57ZM61 240V239H60ZM71 240V239H70ZM70 240H68V241H70ZM86 241H88L87 239H85ZM84 240V242L86 243V241ZM95 240V239H94ZM110 240V239H109ZM113 239H111V241H112ZM120 240V239H119ZM133 239H131V241H132ZM142 240V239H141ZM168 240V239H167ZM187 240V239H186ZM243 240V239H242ZM258 240V239H257ZM54 241V240H53ZM67 241V242H68ZM82 241V240H81ZM90 241V240H89ZM96 241V240H95ZM151 241V240H150ZM165 241H166V239H165ZM164 241V242H165ZM171 241V240H170ZM173 241V240H172ZM206 241V240H205ZM208 241V240H207ZM65 242V241H64ZM66 242V243H67ZM83 241H82V243H84ZM94 242V241H93ZM126 242H128V241H126ZM135 242V241H134ZM139 242V241H138ZM174 242V241H173ZM187 242V241H186ZM196 244H195V246H196V250L198 249V248H200V249H205V250H203V251H205L204 252V255L202 256V257H198L199 255L197 254V256H196V253H197V251L196 250H194V249H192V251H190V249H188V251H187V253H186V255H188L189 254V256L193 259L195 256L196 257H198L199 259V261H197V260H193V264H214V262H211L214 258V254L212 253V251H210V249H208L211 245H209V243H211L210 241H208V242H202V240H200V239H197L196 241ZM245 242V241H244ZM53 243H56L55 241L53 242ZM78 243H80V242H78ZM92 243V242H91ZM98 243H99V240H98ZM103 243H106V242H103ZM102 243V244H103ZM112 243V242H111ZM124 243V242H123ZM160 243V242H159ZM158 243V244H159ZM221 243H222V241H221ZM224 243V242H223ZM233 243H234V241H233ZM71 244V243H70ZM73 245L75 244V243H72ZM112 244H114V242L112 243ZM122 244V243H121ZM134 244V243H133ZM142 244V243H141ZM155 244V243H154ZM177 244V243H176ZM182 244H183V242H182ZM217 244H219L218 242H217ZM237 244H238V242H237ZM237 244H236V246H237ZM79 245H81V244H79ZM85 244H83V246H84ZM88 245V244H87ZM90 245V244H89ZM95 245V244H94ZM131 245V244H130ZM137 245V244H136ZM143 245V244H142ZM166 245V244H165ZM189 245V244H188ZM199 245H204V246H199ZM231 245H233V244H231ZM240 245H241V243H240ZM244 245H246V244H244ZM244 245H242L243 247H244ZM68 246V245H67ZM70 246V245H69ZM68 246V247H69ZM76 246V245H75ZM77 246H78V244H77ZM82 246V245H81ZM81 246H80V248H81ZM82 246V247H83ZM86 246V245H85ZM96 246V245H95ZM103 246H105V245H103ZM103 246H101L102 248H103ZM135 246V245H134ZM138 246L140 247V245L138 244ZM218 246H222V245H218ZM223 246H224V244H223ZM239 246V245H238ZM263 246V245H262ZM59 247V246H58ZM88 247H90V246H88ZM98 247H100V246H98ZM97 247V248H98ZM121 247H122V245H121ZM120 247V248H121ZM150 247V246H149ZM169 247H171V246H169ZM174 247V246H173ZM178 247V246H177ZM225 247V246H224ZM247 247H249V245L247 246ZM52 248V247H51ZM55 248V247H54ZM57 248V247H56ZM66 248V247H65ZM86 248V247H85ZM94 248H96V247H94ZM93 248V249H94ZM110 248V247H109ZM113 248H114V245H113ZM120 248H118V249H120ZM141 248V247H140ZM148 248V247H147ZM154 248V247H153ZM158 248V247H157ZM185 248V247H184ZM219 248V247H218ZM223 248V247H222ZM227 248H228V246H227ZM245 248V247H244ZM60 248H58V250H59ZM63 249H64V246H63ZM72 249V248H71ZM76 249V248H75ZM74 249V250H75ZM78 249V248H77ZM83 249V248H82ZM86 249H88V248H86ZM99 249V248H98ZM104 249L107 251V249H106V247H104ZM142 249V248H141ZM148 249H150V248H148ZM176 249V248H175ZM225 249H226V247H225ZM239 249H240V247H239ZM242 249V248H241ZM246 249V248H245ZM253 248H251V250H252ZM1 250H3V249H1ZM0 250V251H1ZM67 250V249H66ZM73 250V251H74ZM81 250V249H80ZM91 250H92V248H91ZM91 250H89V251H91ZM102 250V249H101ZM100 250V251H101ZM111 250V249H110ZM114 250H115V248H114ZM123 250V249H122ZM137 250V249H136ZM157 250V249H156ZM177 250H178V248H177ZM194 250V251H193ZM250 250V249H249ZM248 250V251H249ZM254 250V249H253ZM116 251V250H115ZM118 251V250H117ZM124 251V250H123ZM130 251V250H129ZM151 251V250H150ZM246 251V250H245ZM62 252V251H61ZM80 252V251H79ZM82 252V251H81ZM80 252V253H81ZM98 252V251H97ZM110 252V251H109ZM122 252V251H121ZM126 252V251H125ZM141 252H142V250H141ZM186 252V251H185ZM220 252H221V250H220ZM223 252V251H222ZM242 252V251H241ZM241 252H238V254L240 253L241 254ZM52 253V252H51ZM92 253V252H91ZM95 253H96V251H95ZM100 253V252H99ZM104 253V252H103ZM116 253V252H115ZM143 253V252H142ZM154 253V252H153ZM179 252L177 251V254H178ZM183 253V252H182ZM203 253V252H202ZM218 253V252H217ZM217 253H216V255H217ZM247 253V252H246ZM249 253V252H248ZM15 254V255H16ZM19 254V255H20ZM57 254V253H56ZM87 254H88V252H87ZM86 254V255H87ZM109 254V253H108ZM125 254V253H124ZM144 254V253H143ZM159 254H161L160 252H159ZM159 254H156L157 256L159 255ZM225 254V253H224ZM235 254V253H234ZM237 254V253H236ZM252 254H253V252H252ZM6 255V254H5ZM67 255H69V254H67ZM79 255V254H78ZM81 255V254H80ZM85 255V256H86ZM96 255V254H95ZM100 255V254H99ZM111 255H113L112 253H111ZM127 255V254H126ZM150 255H152L151 253H150ZM179 255V254H178ZM220 255V254H219ZM229 255V254H228ZM263 255V254H262ZM54 256V255H53ZM62 256V255H61ZM60 256V257H61ZM70 256V255H69ZM81 256H83V255H81ZM102 256V255H101ZM104 256V255H103ZM110 256V255H109ZM109 256H107V257H109ZM115 256V255H114ZM113 256V257H114ZM121 256H123V253H122V255ZM168 256V255H167ZM166 256V257H167ZM193 256V257H192ZM221 256V255H220ZM227 256V255H226ZM239 256V255H238ZM261 256V255H260ZM14 257V256H13ZM15 257H17V255L15 256ZM52 257V256H51ZM94 257H96V256H94ZM100 257V256H99ZM112 256H111V259L113 258ZM127 257V256H126ZM222 257V256H221ZM20 258V257H19ZM24 258V259H25ZM50 258V257H49ZM59 258V257H58ZM73 258H75V257H73ZM89 258V257H88ZM91 258V257H90ZM116 258V257H115ZM114 258V259H115ZM122 258V257H121ZM120 258V259H121ZM123 258H125V257H123ZM145 258V257H144ZM167 258H169V260H172V256H168ZM21 259V258H20ZM61 259V258H60ZM82 259H84L83 257H82ZM98 259V258H97ZM131 259V258H130ZM146 259L148 260V262H150V256L148 255H146ZM156 259H158V262H157V264H163L164 263V258H161V256H160V258H156ZM232 259V258H231ZM238 259V258H237ZM260 259V258H259ZM263 259H264V257H263ZM76 260V259H75ZM89 260V259H88ZM90 260H93V259H90ZM110 260V259H109ZM127 259H125V261H126ZM129 260V259H128ZM206 260V261H205ZM217 259H215V261H216ZM226 260H227V258H226ZM51 261V260H50ZM58 261H60V260H58ZM83 261V260H82ZM120 261V260H119ZM118 261V262H119ZM123 261V260H122ZM130 261V260H129ZM141 261V260H140ZM189 261H190V259H189ZM202 263H201V262ZM204 261V262H203ZM228 261V260H227ZM232 261H234L233 259H232ZM258 261V260H257ZM20 262H21V260H20ZM66 262V261H65ZM90 262V261H89ZM92 262H94V261H92ZM99 262H101V261H99ZM115 262V261H114ZM229 262V261H228ZM253 262V261H252ZM12 263V262H11ZM16 263V262H15ZM23 263V264H24ZM64 263V262H63ZM67 263V262H66ZM65 263V264H66ZM77 263V262H76ZM83 263V262H82ZM103 263V262H102ZM123 263H126V262H123ZM131 263V262H130ZM145 263V262H144ZM184 263H186V262H184ZM189 263V262H188ZM232 263V262H231ZM255 263V262H254ZM17 264V263H16ZM79 264V263H78ZM94 264V263H93ZM99 264V263H98ZM107 264V263H106ZM116 264V263H115ZM122 264V263H121ZM165 264V263H164ZM170 264V263H169ZM172 264V263H171ZM187 264V263H186ZM192 264V263H191ZM238 264V263H237Z\"/></svg>", "mask_w": 264, "mask_h": 264}]
</instances>
